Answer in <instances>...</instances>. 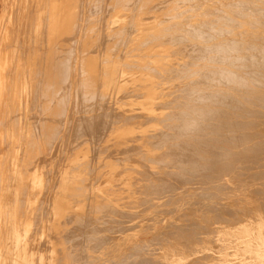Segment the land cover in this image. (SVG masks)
<instances>
[{
  "label": "rangeland",
  "instance_id": "1",
  "mask_svg": "<svg viewBox=\"0 0 264 264\" xmlns=\"http://www.w3.org/2000/svg\"><path fill=\"white\" fill-rule=\"evenodd\" d=\"M76 1H77V3H76ZM85 1L88 3H86ZM97 1L98 0H96V1H94V0H90V1L89 0H82V1L81 0H0V82L3 83V86L0 83V97H1L0 98V105H1L0 106V110H1L0 112L1 113L5 112V113H2L3 115L0 113V196L3 197L6 195L7 201L9 202V205L12 206L11 207L13 209L12 213L14 214V224L12 227L13 233L14 234H19V233L26 234V233H28L29 238L26 237V241L28 242L29 240L32 239L30 244L32 245V247H38L40 251H43L46 248H48V253H49L51 264H81L84 261H86V263L84 262L83 264H113L114 262L115 263L119 262L118 264H122L124 262H125V264H143V263L144 264H264V213H263L264 210L262 211V208L260 207L261 206L260 204L262 202H264V199H263L264 198L263 197L264 191L263 192L261 191V190H264V177L260 178V179L258 177V180H257V177H254V176H259L260 174H262L264 172L261 170V169L264 170V168H259V167L264 166V154H261V153H264V149H263L264 144L261 143L263 146L260 145L259 147H261V149H258L259 148V147H257L259 145V143H258V144H256L257 146L254 145V147L256 146V148H255V149H257L256 151L253 150V153H252V151H251V153L248 152V155H246V157H244V161L247 160L246 161L247 164L242 165L243 167L245 166L243 169L240 165H238V162L235 161L236 157H234V156L232 157V159H226L229 157L222 158L223 161L225 159V162L230 160L228 162L231 163L232 165H234V166H232L230 164L231 165V166L229 165L230 168H228L229 167L228 166L227 169H225L226 167L223 168L224 167L223 164H225V163L222 162V165H221L222 160L220 162L217 160L215 164L216 165L218 164V165L216 167L219 169V171L221 168V171H222V173H219L218 169H214L216 167H215V164H213V162L215 161L213 158L216 157L217 155H220V154H215L216 155L215 156L214 153H216V152L220 153V151H219V149H220V150H222L221 153L225 154V152H224L225 144H221V146H218L217 145L218 143H216L215 147H213L211 145H214L215 142H213V140H210L208 142L209 137H213V135L215 136L214 138H219V137H222V139L228 138V139H226V141H228V140L230 141L229 137L227 136L226 133H225L226 135L223 133L224 130L222 129V127H224V126H222L224 124V123L222 124V122L224 120L226 121V119H224L222 117V115H224L225 113L227 114V113H230V111H231L232 115H229V116H232V117L234 116L233 113H235V112H237V113H235L236 117H237V114L238 115L241 114L242 115L241 117H239V116L237 117V120L241 121V122L238 121L239 123H237V125L240 123L241 124H246V123L250 124L249 123L250 120L255 119L254 115H252L254 117L251 118L252 116H248V115L246 116V113H244L245 111L248 110V109L245 110L246 107L248 108V105H246V107H245V105H244V107L240 106L241 104L239 102H238L239 103L238 104L236 100H232L233 96H231V97L229 96V94L232 93V91L230 89L227 90L228 88L223 84V82H222L223 79L221 80V76L219 75V70H221V68H224L225 65H223L222 63H218V61H219L218 59H215V61H214L213 53L211 50H214L215 48H217L218 45L223 46L225 43L224 42V40H225L226 42L229 43V46L235 45V44L231 45V43L236 42L237 45L235 47L238 48V51H239V46H238L239 44L238 43H242V42L249 43L250 41L252 42L255 40L256 43L255 42L254 43L250 42V43L256 44L259 48H261L262 52L260 50H259V52L255 51V53H254V51L251 52L250 53L251 55L250 54L249 55H250V57H252V56L253 57L249 60V62H251V61H252L251 63H255V62L257 63V61L262 62V60L264 59V51H263L264 50L263 49L264 48V46H263L264 45V41H263L264 38L263 39L261 38L262 36L264 37V24H263L264 23V11H263L264 10V6H263L264 0H260V1L259 0H241V1L240 0H171V1L170 0H147V1L146 0H140V2H139V0H128V1L127 0H116V1L115 0H99L98 2ZM107 1H108V3H107ZM120 1H121V3H119ZM148 1H150V2H148ZM82 2L84 5L82 4ZM235 2L237 4H235ZM242 2L245 4H243ZM232 3H234V4L232 5ZM240 4H243V5L240 6ZM249 4L251 6H248ZM99 5H101V6H99ZM155 5H156V7H155ZM236 5H237V7H236ZM255 5L257 6L256 8H260L259 11L262 9L263 10L261 12H259L257 9H255L256 11H253L252 9L255 8ZM97 6H98V8H97ZM231 6H233V7H231ZM253 6H254V8H252ZM258 6H261V7H258ZM78 7H79V9H78ZM238 7L240 10H238ZM243 7H245V8H243ZM247 7L248 8L250 7V8L248 9ZM236 8H237V10H236ZM231 9H232V11H231ZM244 9H245V11H244ZM233 10H235V12ZM250 10H251V12H250ZM237 11L241 12V14L240 13L235 14ZM179 12H181V13H179ZM230 12H232V14ZM244 12H247V13H244ZM258 12H259V15H258ZM120 13H122V14L125 13V16H123V17L117 16V14H120ZM261 13H263V14L261 15ZM86 15H87V17H86ZM78 16L80 18L83 16L80 19L81 21L79 20ZM227 16H228V19H227ZM240 16H241V18H240ZM229 17H230V21L228 22L226 20H229ZM232 17H234V18H232ZM100 18H101V20H100ZM160 18H161V20H159ZM225 18H226V20H225ZM232 19H233V22H232ZM234 19L237 22L236 21L234 22ZM92 20L93 21L95 20V21L92 22ZM217 20H219L220 22ZM252 20H254L256 22V24L254 22H252ZM214 21H216V23ZM257 21H259V22L257 23ZM260 21L263 23H261ZM158 22H160V23H158ZM243 22H244V24H243ZM204 23H205V25L207 24L208 26H205ZM218 23H219V26H217ZM234 23H236L235 26H234ZM252 23L256 26H257V24H259V25L261 24L263 27L259 26V25H258V27H256V26L253 27ZM189 24H191V25H189ZM200 24L202 27L199 26ZM250 24L252 27H250ZM94 25H95L96 29L94 28ZM192 25H193V27H195L194 29H193ZM72 26H73V28H72ZM83 26H85V27H83ZM136 26L144 28L141 31L142 32L141 35H139L138 37L136 36V29H135ZM215 26H216V28H215ZM218 27L222 29V31H221L222 33L219 32L221 29H219ZM211 28H214V29H211ZM189 30H191V31H189ZM189 32H190V34H189ZM203 32H205L204 35L208 36V39L211 38L209 41H208V39L206 41V39H205L206 37H204ZM212 32H215V33H212ZM218 32L221 34L219 35ZM248 32H250V34ZM170 36H172V37H170ZM251 37L255 38V39H251ZM259 37H260V39H259ZM109 38H111V39H109ZM165 38H167V39H165ZM249 38L251 40H249ZM174 39H175V41H174ZM184 39H185V41H184ZM221 39H223V40H221ZM165 40H167V41H165ZM180 40L182 42H180ZM72 41L74 44L75 43L76 44L75 45L72 44ZM80 42H81V44H80ZM97 42H98V44H97ZM257 42L261 45L259 46V44ZM102 43L105 45L104 46L105 48L102 47L103 46ZM183 43L186 46L183 45ZM79 44H80V46H79ZM190 44H191V46H189ZM83 45L85 47H83ZM181 45H183L182 46L183 48L181 47ZM71 46L72 47L75 46V48H76L75 51L73 50V48ZM212 46H214L215 48L213 47L214 49H212L211 48ZM94 47H96V48H94ZM98 47L100 50L98 49ZM93 48L95 50H93ZM108 49H111L110 50L111 52L107 51ZM170 50H172V52ZM69 51H70V53H71V51H72V53L74 51L75 57H74V54H72V53L68 54ZM209 51H211V52H209ZM146 52L150 53L152 56L151 55L150 56H144L143 53H146ZM194 52H196V53H194ZM201 52H202V54H201ZM159 53H162L163 55L159 56ZM107 55L112 59L114 58V59L119 60L120 62L122 61L120 63V66L118 67V70H117V80H118V82H120V84H118L116 86V91H117L116 98H113L111 95H109L101 87L102 77L104 75H106V70L101 69V65L105 64V67L108 66L107 63H104ZM254 55H255V57H254ZM261 55L263 57H261ZM67 56H68V59L66 58ZM72 56H73V58H72ZM192 57H193V59H192ZM201 57H203V58H201ZM210 57H212L211 59H213V61H211V62L209 61ZM64 59L67 62H65ZM86 59H88L89 61L86 62ZM160 59L163 60V62H161ZM7 60H10V61H7ZM253 60H255V62ZM137 62H139L141 64L140 67H139ZM67 64H68V66H66ZM133 65L135 66V68ZM213 65H214L215 69L210 68V67H213ZM145 66H146V68H145ZM147 66H148V68H147ZM220 66H222V67L220 68ZM64 67L65 68L67 67V68L64 69ZM149 67H151V68L153 67V68L151 69ZM172 67H173V70H172ZM202 67H203V69L204 68H206V69L203 70ZM216 68L218 70V72L216 71L217 73L214 71V70H216ZM84 69H86V70H84ZM210 69H212V71L215 73H212V71L210 73ZM201 71H202V73H201ZM203 71H205V72L208 71L207 73H210L212 76L216 75L217 77H220L219 80H221L223 85L216 78L218 81V84H217L216 79L214 80V78L216 76L213 77V79H212L211 75H210V77H208L209 74H207V73H206V76L208 78H207V83H206V81L204 79V77L206 78V76H205V74H203ZM64 72L68 73V75L70 73V75H69L70 77ZM72 74L74 75V79H73ZM202 74L204 76H203V79L201 80ZM61 75L62 76L64 75L63 77H66L68 79L67 80L68 82L66 80H64V78ZM77 75H78V77H77ZM88 77L92 81L87 79ZM97 77H98V79H97ZM76 78H77V80H76ZM84 78H86L87 81H86V79L84 81ZM140 78L142 80H144V83H142V84L134 83L136 80H138ZM209 78H210V81L212 80L211 83L208 82ZM244 78L246 79L245 80L246 83L251 82L247 78V76H244L243 80H244ZM78 80H79V82H78ZM88 80L91 82L90 84H92V86H94V87H91L93 90L92 89L89 90L90 88H88L86 85L85 86L83 85L85 82H88ZM196 80H198V81H196ZM57 81L59 83H61V81H64V82L66 81V85L63 82L62 83L64 85L59 86V87L53 85V84L57 83ZM80 81H82L84 83L82 84V82H80ZM213 81H215L214 83H216L217 85L213 84ZM74 82H75V88L72 89V87H74ZM77 84H78V86H77ZM80 84L83 85L84 87L81 86ZM205 84L206 85L208 84L207 86L210 85V87H212L211 88L212 90H210V87H209V89H207L206 88L207 86ZM12 85H14V86H12ZM68 85L71 87L70 88L71 90L68 89V92H67L66 90L69 87ZM66 86H68V87H66ZM76 87H78V88L76 89ZM203 87H205V88H203ZM192 88H194V89H192ZM18 89H19V91H18ZM80 89H82V91ZM96 89L98 91H96ZM203 89H206V90H203ZM219 89L222 90V92H219V93L217 92V95L219 94L218 97L221 99L219 100V98L216 97L218 99L215 100L214 98L216 96V90L218 91ZM59 90L62 91L63 94L60 93L61 94L60 95ZM77 90L80 91V94L82 93L83 95H85L83 97L86 98V101L88 100L87 98L90 96V94L93 91V93L90 96V100L92 99L91 102H90V100H88L90 102V103L88 102L89 103L88 107L91 106V109L84 106L85 108H87L89 110V112H88V110H86V112H84L85 109L82 105H83V103H85V104H88V103L86 101H84L82 94L81 95L78 94L79 92ZM85 90H86V92H85ZM208 90H209L208 94L210 93V95L207 94ZM257 90L264 92V87L257 88ZM36 91H38V92H36ZM212 91H214V92H212ZM223 91L225 92V94ZM252 91L255 92V90H252ZM52 92H53V94H52ZM182 92H183V94H182ZM203 92H205L204 93L206 95L205 97L208 100L207 102H206V100L204 101L206 106H208V107H205V106L202 107V103L204 104L203 100L205 98V97L202 98ZM67 93L70 96H68ZM94 93H95V95H96V93L98 94V95H96L97 97H95ZM212 93H215V96H213L214 94L212 95ZM220 94H222L224 96L223 100H222V95L220 96ZM179 95H181L182 97H180ZM227 95L231 98L230 105H232V106H229V107H227V105H229L228 104L229 102L227 101V100H229L228 99L229 97ZM65 96H68L69 98H67ZM198 96H200L202 100L200 99V97L197 98ZM208 96L210 98H212V100H210V98ZM226 96H227V98H225ZM79 98L82 99V100L80 99V101H83V103L77 101V100H79ZM189 98H191V99L188 100ZM192 98H194V100L197 99L201 103H199L198 101L195 102L194 100L192 101ZM104 99H106L105 101L107 103L104 101ZM166 99H168V100L173 99L174 104L172 101H168ZM213 99L217 103H219L221 100H222L221 102H226V101L227 102L222 103V105H221V102H220V104H217L216 102L211 103V101H213ZM72 100H73V102H72ZM181 100H182V102H181ZM217 100H219V102ZM3 101L7 102V103L4 104ZM92 101H93V103H94V101L95 102L97 101L94 104L96 106L97 105H99V106L96 107L94 104H92L93 105V108H92V105H90L92 103ZM177 101H180V102H178L180 104V105L178 104L179 106L176 105ZM183 101H185V103ZM187 101L193 105L192 106H189L190 104L187 105L188 104V103L186 104ZM209 101H210V103H209ZM232 101H233V103H232ZM23 102H24V104H23ZM64 102L65 103L67 102V103L64 104ZM175 102H176V104H175ZM234 102L237 104V106H234V104H235ZM160 103H165V104L162 105ZM170 103H171V105H170ZM195 103H197V105ZM60 104H64L63 106L65 107V105H66V107L64 108ZM105 104L107 105L106 107H105ZM214 104H217V105L214 106ZM110 105H111V108H110ZM181 105L183 106V108ZM184 105H185V107H184ZM211 105H212V107H214L213 111H212L213 108L211 107ZM262 105L264 106V102ZM60 106L62 107V110L64 109L63 110L64 112L62 110H60ZM180 106H181V110H180ZM239 106H240V108L242 107L240 110L237 109V108H239ZM263 106L260 108L261 111L263 110L262 112L257 110L259 113H263V114H261L262 117L260 116V114L259 115L256 114L258 116L256 118L260 119L261 122L263 120V123L259 124L260 127L258 125L255 126L256 123L258 124V121H259L258 119H256L257 121L255 120V122L251 121V122L255 123L252 126H251L252 123L250 124V126H248L246 124L248 127H251V129L246 127V129L247 128L250 129V131L248 129L247 130L251 133L253 131H255L256 128L258 130H260L261 127H262L261 130L264 129V126H263L264 125V118H263L264 117V108H263ZM29 107H32V108H29ZM178 107H179V109H178ZM186 107L188 109H189V107H191V108L193 107L194 109L193 108L192 109L190 108V109H191V111L194 110L193 112L196 113L197 115L201 114L200 112H202V111L206 115L204 116V114H201L199 116V118H197L198 116L197 117L194 116L193 115L194 113L191 112L190 114L193 117L191 115L189 116V113L188 114L185 113L188 110V109H186ZM196 107L197 108L199 107V110L201 107L203 109H201L202 111L201 110L197 111ZM210 107H211V109H210ZM216 107L219 108L218 109L219 111H217V112H220L221 108L226 109L224 112H222L224 109L221 110V112H222V113L220 112L221 115L218 113L220 116L218 114H215L216 117H218L220 119L214 117L213 116L214 113L212 114V112H216V110H217ZM230 107L233 110H231ZM233 107L234 108L236 107L235 109H237V110H234ZM94 108L95 109L99 108L97 112H99V110H101L99 112V114L104 112V110H102V109H106V108L108 109V111L110 109V112L113 110L112 111L113 114L110 117L111 114H109V116H108L107 113H109V112H107V110H105L106 113H102L101 115L104 114L106 116L103 115L104 117H101V115H99V114L97 115V112H95L96 114L93 113V110H95ZM184 108H185V110H184ZM55 109L56 110L58 109L60 112L56 111ZM79 109L80 110L82 109L81 110L82 112H80ZM190 109H189V111H190ZM208 109H210L211 112L208 111L209 112L208 113L207 112ZM168 110H170L171 113H174V114H176L178 112V110H180L181 112L185 111L184 113L186 115L184 113L179 112V113H177L178 116L176 115L177 117L175 116L176 117L175 118L173 116V114H171L170 111H168ZM41 111H42V113H41ZM69 111H74V112H71V114H70ZM90 111H92V112H90ZM117 111H118L119 115H118ZM205 111H206V113H205ZM232 111H233V113H232ZM60 113H62L63 117L61 115L59 116ZM64 113H65V115H64ZM73 113L75 116L73 115ZM115 113H117L118 117L115 116L116 115ZM136 113L139 114V118L136 117V116H138V115H135ZM52 114H54V115H52ZM83 114H85V116ZM88 114H95V115H94V117L91 115L90 116L91 119H90L88 117L89 116ZM226 114L224 116L225 118H226ZM1 115H2V118H1ZM35 115H37V116H35ZM82 115H83V118H85V119L82 118ZM169 115L173 116V117L171 116L172 120L170 119L171 117ZM207 115H208V117L212 118L213 120L209 119L207 117ZM243 115L246 116L248 119H249V117L251 118L249 120V122L247 121L248 119L246 117H244ZM58 116L61 117V119H62V120H60V122L61 121L63 122L62 127H61L62 123H60V125H59ZM77 116H78V118H76ZM180 116H183V117L181 118ZM187 116H189L191 118H189ZM201 116L202 117L204 116L205 119L207 120V122L211 121L210 124H212V126H215V125L217 126V124H215L214 121H216L219 124L222 121V119H224L218 125L219 127L221 125V129L218 127H214V129H215L214 130L211 126H209L210 124L207 123L204 118H203L204 121L202 120ZM100 117H101V119H104L106 121V123H109L110 121H112L113 123L111 124V122H110L109 123V124H111L110 126L105 124V126L103 128V125L105 122L102 121L103 125H102V122H100V121L98 122V120H100L99 119ZM146 117H148V118L150 117L151 119L150 118L148 119ZM178 117H180V118H178ZM185 117H186V120H185ZM232 117H230V119ZM93 118H95V119H93ZM165 118H168V119H165ZM188 118L190 119V121L192 120V122H189L187 120ZM193 118H195L197 121L200 119V121H198L199 123H197L195 121L193 123V120H195ZM215 118L217 120H214ZM261 118H263V119L261 120ZM63 119H64V121H63ZM67 119H69V121ZM78 119H80V121L83 120V122H80ZM155 119H157L158 122ZM164 119H165V121H164ZM227 119H228V116H227ZM234 119H236V118H234ZM244 119L247 122H245ZM42 120H43V122H42ZM87 120H90V122ZM167 120H169L168 123H169L170 127L172 126L174 128L177 124L178 128L176 129V127H175L174 129H176L178 131V129L180 128L179 131L182 130L183 133L180 132V134H179V131L177 133V132H175L176 130L175 131L174 130L172 131V129L169 130L168 126H166V124H168ZM173 120H174V122H172ZM208 120H210V121H208ZM14 121H16V122H14ZM66 121L68 123H66ZM71 121H74L75 123H77L76 126H75V123L71 122ZM184 121H186L185 124L187 123V127H186V125H184ZM201 121L203 123L206 122V124H209L208 127H207V125L205 126L204 131L198 130L197 127H195L197 125L203 124V123H201ZM69 122L73 123V124L70 125ZM163 122H165V123L162 124ZM43 123L45 124L46 127L44 126ZM181 123H182V126H179V125H181ZM172 124H174V126ZM213 124H215V125H213ZM233 124L236 125V123H233ZM98 125H100V127H102V128H100ZM106 125H107V127H106ZM163 125L166 127H164ZM246 125H244V126H246ZM43 126L47 130H44ZM57 126H58V128H57ZM47 127H49V128H47ZM188 127L192 128L193 130L189 129L190 131H187ZM206 127H207V129H206ZM209 127H211V128L209 129ZM252 127L255 130H252ZM93 128L96 130L95 131L96 133L93 132L94 131ZM183 128L184 129L186 128V129L184 130ZM91 129H92V131H91ZM98 129H99V131L101 130V132H99ZM219 129L222 131H220ZM234 129H236L235 126L232 129L233 131L230 132V135L232 133L231 137L234 136L233 133L236 132V130H234ZM242 129L245 132V129L243 127H242ZM76 130L80 131L79 134H81V136L75 135ZM104 130H105V132H104ZM197 130L200 132H204V133L206 131L207 132L210 131L209 134L205 133V136H209V135H211V136H209L208 139L205 140L207 137H205L204 134L201 133V134H203L202 136L204 137L201 139L202 136L200 135V132H197V134H194ZM258 130H256V131H258ZM152 131H153V133H152ZM193 131H195V132L193 133ZM215 131H217V134L219 135V137L214 134ZM248 131H246V133ZM47 132L51 133V134H48ZM155 132L157 134L161 133L162 136L165 133V136H164L165 138L161 136V138H162L161 139V138H159L158 135H156V137H158V138H156L154 136ZM162 132H163V134H162ZM173 132H175V133H173ZM184 132L186 133L187 137H184V136H186ZM249 132H248V134H249ZM33 133H35L36 136ZM222 133L227 137L222 135ZM46 134H47V136H46ZM87 134H89V135H87ZM130 134L135 135L134 138H135L136 142L135 141L134 142L128 141V139L130 140V136H129ZM136 134H137V136H136ZM166 134H168L170 137L167 138L168 135H166ZM193 134L195 135L194 137H196L198 140L193 137ZM262 134H261V136H262ZM84 135H85V137H84ZM228 135H229V133H228ZM51 136L52 137L54 136L53 139ZM142 136L144 138H142ZM149 136H151V137H149ZM191 137H193V139ZM77 138H79V139H77ZM188 138L191 142H189ZM98 139L101 141H99ZM163 139L166 141L164 142ZM186 139L188 141H186ZM255 139H258V138H255ZM255 139H252V142ZM35 140H37V141H35ZM82 140H83V142H82ZM183 140H184V143L182 142ZM195 140L197 142H199V141L200 142L197 143ZM202 140L207 142V143H203ZM263 140H264V135H263ZM179 141H181V143L183 144L181 148H180L181 143ZM56 142H58V143H56ZM65 142H66V144H65ZM90 142H92V143H90ZM98 142H100V143H98ZM192 142H194V144L190 145V144H192ZM195 142L197 143V146H196ZM138 143H139V145H138ZM178 143H180V144H178ZM185 143H187V144H185ZM209 143H210V145H209ZM51 144H53V145L51 146ZM129 144L131 146H132V144L133 145L137 144L139 147L136 145L137 148L132 149L135 146L131 147ZM140 144H142V145H140ZM170 144H171L172 148L169 147ZM172 144H174L175 146H173ZM177 144H178V146L179 145L180 146L177 147ZM203 144H205V145H203ZM166 145L167 146L169 145L168 146L169 149L166 148ZM38 146H40V147H38ZM55 146H57V147H55ZM123 146H124V148H123ZM183 146H185V147H183ZM186 146H190L189 147L190 149L188 147H187V149H189V151H191V154L187 149H184V148H186ZM191 146L192 147L196 146L195 147L196 149L199 146V148H198L199 152H196L195 148L193 149V148H191ZM27 147H29V148H27ZM106 147H109V148H106ZM116 147L117 148L120 147V148H118V150H116L117 149ZM125 147H127V150H125ZM128 147H129V151H128ZM200 147H201V149H200ZM35 148H36V150H34ZM71 148H73V149H71ZM95 148H97V149H95ZM170 148H171V150L173 148H175V149L179 148V150L181 149L184 152L183 155L185 154L186 156L185 155L184 156L187 158L190 155L192 158V153L195 152L193 154V156L195 155L196 158H195V156L193 157V159L189 158L192 161H194L195 159L197 160L199 157H201L203 155L202 154L200 156L201 152H204V155L206 154L207 156H206V159L204 158V156H202L204 158V161H201L200 158H199L200 162H198L199 160L195 161V164L197 163L195 166L196 169H193L194 167H191L192 169H189L188 171L185 170L186 171L185 172L184 171L185 167H184V165H181V164H184L183 162H185L186 158L179 156L181 154H178L177 151H176L177 153H174L175 151L174 152L172 151L173 152L172 153ZM217 148H219V149H217ZM62 149H63V151H62ZM90 149H92V151ZM164 149H165V151H166V149L169 150V152H168V150L166 151V153L168 152L167 155H166V153H164ZM192 149L194 152H192ZM130 150H132V151L130 152ZM176 150H178V149H176ZM185 150H187V151L185 152ZM210 150H212V151H210ZM39 151L41 152V154ZM187 152H189V153H187ZM207 152L208 153L210 152V154H208ZM211 152L214 156L211 154ZM145 153H146V155H145L146 157L148 155H150L147 157V158L150 157L148 159L149 161H147V159H144V158H146L144 156ZM256 153L261 154L260 158H258V155H256ZM18 154H19V156H18ZM38 154H39V156H38ZM177 154H178V156H176ZM187 154H189V155H187ZM253 154L256 156L254 157ZM107 155H110V157ZM209 155L213 156V158L210 157V159H213L214 161L207 159L209 157ZM50 156H52V158ZM104 156H106V157H104ZM220 156H222V155H220ZM248 156L253 157V159L257 157L259 160L258 159L252 160ZM176 157H178V158H176ZM2 158H3V160H2ZM172 158H175V160H177V159H181V160L175 161ZM234 158H235V160H234ZM261 158L263 160H260ZM15 159L17 160L15 169L16 170L18 169V170H17V176L14 180L13 176L11 174H12V170H13L12 163L14 162ZM59 159H60V161H59ZM150 159H151V163H150ZM248 159L251 160L250 163L253 162V164H255L257 169L255 168L254 165L248 164V161H249ZM166 160H168V161H166ZM206 160H208L207 164L205 163ZM94 161H95V163H94ZM210 161H211V163H210ZM232 161L234 162V164ZM152 162H154V163H152ZM201 162L202 163L204 162L205 165L202 164ZM258 162H261L263 165L261 166V163H259L260 164V166H259ZM198 163H200V164H198ZM209 163L211 164L212 168L210 165H209L210 167L208 168ZM229 163H227V165ZM142 164L144 166H141ZM175 164H178V165H175ZM201 164L203 167L205 166L204 168L201 166L203 168V171H202V168L200 167ZM9 165L11 168L8 167ZM21 165H22V167H21ZM49 165L51 166V168ZM179 165H181V166H179ZM246 165H248V166H246ZM182 166L184 167V169L181 168ZM213 166H214V168H213ZM250 166H251V168H249ZM37 167H39L40 169L42 168L41 169L42 175H44L43 176V182H42L41 186H39V187L38 186L31 187L33 184L31 177L33 175L34 169ZM54 167H56V168H54ZM149 167H151V168H149ZM197 167H198V169H197ZM246 167L249 170H247ZM207 168L208 169L211 168V169L206 170ZM212 169H213V171H212ZM258 169H260L261 171ZM154 170H156V171H154ZM214 170H216L215 172L219 173V174H216L217 178H215L216 176H215ZM237 170H239L240 172ZM138 171L141 173H139ZM183 171H184V173H183ZM227 171L229 173H227ZM253 171L254 172L256 171L255 173H258L259 175L255 174ZM175 172H177V173L175 174ZM250 172H251V174H249ZM252 172L254 173L253 175H252ZM3 173L6 175H4ZM1 174L3 175V179H5V180L2 179ZM208 175L210 177L211 176L212 177L215 176V177H214V179L213 178L211 179ZM162 176H163V178H162ZM187 176H189V177H187ZM207 176H208V178H207ZM4 177H7V178H4ZM174 177H176V178H174ZM47 178H48V180H47ZM164 178L167 179L168 181L163 180ZM194 178H197V179L194 180ZM203 178L205 180L209 181L210 183L205 181ZM6 179H8V180L6 181ZM192 179H193V182H192ZM198 179L199 180L201 179V180L197 182ZM209 179H211V181ZM143 180H148V181L154 180L153 183L156 182L157 184L155 183V185H154L152 182H150L151 186H152V184H153V186L152 187L150 186L152 189L148 188L149 189L148 190L147 187L145 188L144 183H143L144 187L143 186L141 187ZM157 180L159 181V183ZM203 180L207 184L204 183ZM250 180H252V181H250ZM165 181H166V183H165ZM224 183H225V185H224ZM16 184H17V186H15ZM46 184H47V186H46ZM108 184H112V190L106 191L107 193L105 192V194L103 193V194H99V195L98 194L96 195V193L95 194L92 193L93 190L99 191L102 187L107 186ZM138 184H140V185H138ZM158 184H159V186H157ZM1 186L3 189L1 188ZM230 186H231V188L233 187L232 190L227 188ZM117 187H119V188H117ZM137 187H138V189H137ZM235 187H237V188H235ZM141 188L146 190V191L142 190ZM153 189L154 190L156 189V190L154 191ZM224 189H226V190L224 191ZM130 190H132V191H130ZM205 190H206V193H208V194L204 193ZM9 191H10V193H9ZM34 191H36V192H34ZM18 192H19V194H18ZM131 192H133V193H131ZM199 192L203 196L201 194L199 195ZM258 192H262V193H258ZM35 193L37 196L34 195ZM43 193H44V195H43L44 197L42 196ZM143 193H144V195H143ZM51 194H53V195H51ZM250 194H253V197ZM254 194H257V195L254 196ZM50 195L53 197H51ZM154 196H155V198H154ZM220 196H221V198H220ZM45 197H46V199H45ZM182 197H183V199H182ZM200 197H201V199H200ZM261 197H262V199H261ZM146 198H147V200H146ZM12 199L14 201H12ZM29 200H31V201H29ZM49 200L51 201V203L49 202ZM172 200H174V201H172ZM195 200H196V202H195ZM231 200L233 202L235 201V203L236 202L237 203L235 204ZM259 200L261 201V203L259 202ZM128 201H129V203H128ZM193 201H194V203H191ZM227 201H228V204H227ZM238 202H240V203H238ZM29 203H30V205H29ZM195 203L202 204L200 208H203V209H199L197 212L192 213V209H189V208L190 207L194 208V206H196V205H194ZM211 203H212V205H211ZM241 203L242 204L244 203V205L241 206L242 205ZM139 204H141V205H139ZM190 204H192V205H190ZM200 204H198V205H200ZM208 204H210L209 208L207 207ZM214 204L216 205V207ZM222 204H223V207L225 206V208H226L228 206L229 208L228 207H227L228 209L224 208L225 210L223 209V212L221 213L222 209H218L217 207L222 206ZM262 204L264 205V203H262ZM77 205H79V206L81 205V207L77 209ZM205 205H207L206 208L204 207ZM255 205H257L258 207ZM0 206H1L0 207V213L2 214L3 206L1 204V202H0ZM246 206L250 207L251 209H249ZM212 207H214V208H212ZM1 208H2V210H1ZM231 208H232V210H231ZM235 208H236V210L239 209L241 212L243 210L244 211H243V213H241L239 210L236 211ZM242 208H243V210H242ZM229 209L232 211L233 214L236 213V214H234L235 216L233 215V217H230L232 215V213ZM215 210L219 213L215 212ZM189 211H191V212H189ZM203 211H206V213H203ZM238 211H239V213H238ZM224 212H225V214H223ZM19 213H20V215H22V214L23 215L20 216ZM1 214H0V216H1ZM105 215H107V217ZM181 215H183V216L180 217ZM206 215L208 218L206 217ZM212 215L214 217H211ZM85 216H86V218H84ZM4 218H6V215L2 216L3 221L1 224V232H0L1 233L0 234L1 239L3 238L2 229L4 228L3 227ZM48 218H51V219H49L50 220V222H49L50 228L48 231H44L43 227L46 226V224H47L46 220ZM82 218H84L85 220L83 221ZM105 218H108V219H105ZM112 218H114V219H112ZM214 218H216V219H214ZM224 218L228 219V221L226 220L227 221L226 222L224 220V222H223L222 219H224ZM239 218H241L242 220L241 219H240L241 221L238 220ZM217 219H218V221H217ZM219 219L222 222L219 221ZM236 219H237V221H236ZM20 220H21V222H20ZM61 221H62V223H61ZM63 221H64V223H63ZM82 221L85 223V224L83 223L84 225L81 224ZM91 221H93V222H91ZM215 221H217V222H215ZM230 221H232V222H230ZM117 222H118V224H117ZM185 223H187V224L185 225ZM189 223H191V224H189ZM172 224L175 225V227H178V229L174 228ZM24 225H27L28 227H30L29 230H27L24 227ZM80 225H81V227H80ZM93 226H94V228L91 229V227H93ZM179 226H181L182 228H185L186 231H184ZM68 228H69V230H68ZM122 228H124V229H122ZM125 228H126V230H125ZM189 228H191L190 230H192L193 228H196L197 230L194 229L193 231H190ZM208 228H210V229H208ZM64 229L65 230L67 229L66 234H65ZM173 230L176 232H174ZM177 230L180 233L179 236L182 234L180 237L182 238L183 241H180L181 238H178L179 236H178ZM187 230L189 232H187ZM199 230L201 233L198 232ZM195 231H197L198 233ZM3 232H4V229H3ZM61 232L64 234H62ZM170 232H173L175 234V236L177 235L178 237L177 236L174 237V234L170 233ZM190 232L196 233V234L194 233L193 235L191 233V236H192L191 239H190ZM45 233H47L48 238H44ZM160 235L162 238L160 237ZM86 236L88 239H86ZM89 236L94 237L95 240H91L93 238L91 237V239H90ZM101 237H103L105 239V240L102 239L103 242H101V239H98ZM184 237L187 239L185 240ZM198 237H200V238H198ZM192 238H194V239H192ZM1 239H0V244L3 243ZM35 239H37V241ZM66 239H69V240H66ZM163 239H165V240H163ZM87 240H88V242H87ZM97 240H99L101 243H99V244L95 243V241H97ZM189 240H194V241H189ZM79 241H80V243H79ZM99 241H97V242H99ZM154 241H155V243H154ZM73 243L75 245H73ZM77 243H78V245H77ZM185 243H187V246ZM94 244H97L98 248H97V246L95 247ZM188 246H190L191 248L190 247L188 248ZM71 252H72V254H71ZM75 252H77V254ZM78 253H80V255ZM126 253L129 254L130 256H127ZM202 254H204V256H202ZM71 256H73V257H71ZM138 259H140V260H138ZM141 259H143V260H141ZM145 259H147V260H145ZM61 261H62V263H61ZM135 262H137V263H135Z\"/></svg>",
  "mask_w": 264,
  "mask_h": 264
},
{
  "label": "bare ground",
  "instance_id": "2",
  "mask_svg": "<svg viewBox=\"0 0 264 264\" xmlns=\"http://www.w3.org/2000/svg\"><path fill=\"white\" fill-rule=\"evenodd\" d=\"M81 1H82V0H81ZM89 1H90V0H89ZM94 1H96V0H94ZM98 1H99V0H98ZM98 1H97V2H98ZM115 1H116V0H115ZM127 1H128V0H127ZM146 1H147V0H146ZM170 1H171V0H170ZM240 1H241V0H240ZM259 1H260V0H259ZM85 2H86V1H85ZM139 2H140V0H139ZM148 2H150V1H148ZM148 2H147V3H148ZM155 2H156V1H155ZM247 2H248V1H247ZM76 3H77V1H76ZM80 3H81V2H80ZM80 3H79V4H80ZM86 3H88V2H86ZM107 3H108V1H107ZM119 3H121V1H120ZM143 3H144V2H143ZM228 3H229V2H228ZM240 3H241V2H240ZM242 3H243V2H242ZM71 4H72V3H71ZM82 4H83V2H82ZM91 4H92V3H91ZM100 4H101V3H100ZM103 4H104V3H103ZM110 4H111V3H110ZM130 4H131V3H130ZM137 4H138V3H137ZM163 4H164V3H163ZM230 4H231V3H230ZM233 4H234V3H232V5H233ZM235 4H237V3L235 2ZM243 4H245V3H243ZM243 4H240V6L243 5ZM246 4H247V3H246ZM250 4H251V3H250ZM250 4H249L248 6H251ZM252 4H253V3H252ZM83 5H84V4H83ZM86 5H87V4H86ZM86 5H85V6H86ZM164 5H165V4H164ZM77 6H78V5H77ZM80 6H81V5H80ZM94 6H95V5H94ZM99 6H101V5H99ZM229 6H230V5H229ZM234 6H235V5H234ZM238 6H239V5H238ZM263 6H264V4H263ZM142 7H143V6H142ZM155 7H156V5H155ZM231 7H233V6H231ZM236 7H237V5H236ZM256 7H257L256 5H255V8H254V6H253L252 8H254V9H252V10H253V11H256L255 9H257V10L259 11L260 8H256ZM258 7H261V6H258ZM97 8H98V6H97ZM99 8H100V7H99ZM112 8H113V7H112ZM128 8H129V7H128ZM243 8H245V7H243ZM247 8H248V7H247ZM247 8H246V9H247ZM249 8H250V7H249ZM249 8H248V9H249ZM78 9H79V7H78ZM87 9H88V8H87ZM101 9H102V8H101ZM215 9H216V8H215ZM233 9H234V8H233ZM261 9H262V8H261ZM188 10H189V9H188ZM217 10H218V9H217ZM219 10H220V9H219ZM221 10H222V9H221ZM236 10H237V8H236ZM238 10H240L239 7H238ZM262 10H263V9H262ZM262 10H260L259 12H261ZM79 11H80V10H79ZM231 11H232V9H231ZM233 11L235 12V10H233ZM244 11H245V9H244ZM246 11H247V10H246ZM263 11H264V10H263ZM77 12H78V11H77ZM107 12H108V11H107ZM109 12H110V11H109ZM219 12H220V11H219ZM250 12H251V10H250ZM250 12H249V13H250ZM259 12H258V15H259ZM95 13H96V12H95ZM179 13H181V12H179ZM230 13L232 14V12H230ZM238 13L241 14V12H239V11H237L235 14H238ZM244 13H247V12H244ZM252 13H253V12H252ZM252 13H251V14H252ZM73 14H74V13H73ZM197 14H198V13H197ZM200 14H201V13H200ZM235 14H234V15H235ZM253 14H254V13H253ZM262 14H263V13H261V15H262ZM83 15H84V14H83ZM131 15H132V14H131ZM190 15H191V14H190ZM224 15H225V14H224ZM226 15H227V14H226ZM246 15H247V14H246ZM261 15H260V16H261ZM117 16H119V17H123V16H125V13H124V14H122V13L117 14ZM187 16H188V15H187ZM221 16H222V15H221ZM232 16H233V15H232ZM75 17H76V16H75ZM78 17H79V16H78ZM82 17H83V16H82ZM82 17H81V18H82ZM86 17H87V15H86ZM225 17H226V16H225ZM245 17H246V16H245ZM254 17H255V16H254ZM254 17H253V18H254ZM81 18L79 17V20H80ZM93 18H94V17H93ZM219 18H220V17H219ZM232 18H234V17H232ZM240 18H241V16H240ZM76 19H77V18H76ZM223 19H224V18H223ZM227 19H228V16H227ZM255 19H256V18H255ZM72 20H73V19H72ZM79 20H78V21H79ZM100 20H101V18H100ZM100 20H99V21H100ZM159 20H161V18H160ZM220 20H221V19H220ZM225 20H226V18H225ZM225 20H224V21H225ZM78 21H77V22H78ZM80 21H81V20H80ZM85 21H86V20H85ZM88 21H89V20H88ZM94 21H95V20H94ZM94 21L92 20V22H94ZM103 21H104V20H103ZM162 21H163V20H162ZM186 21H187V20H186ZM203 21H204V20H203ZM217 21H219V20H217ZM226 21L229 22V21H230V17H229V20H226ZM226 21H225V22H226ZM235 21H236V20L234 19V22H235ZM211 22H212V21H211ZM214 22L216 23V21H214ZM219 22H220V21H219ZM221 22H222V21H221ZM232 22H233V19H232ZM236 22H237V21H236ZM252 22H254V23L256 24V22H255L254 20H252ZM258 22H259V21H257V23H258ZM260 22H261V21H260ZM89 23H90V22H89ZM158 23H160V22H158ZM209 23H210V22H209ZM261 23H263V22H261ZM76 24H77V23H76ZM99 24H100V23H99ZM120 24H121V23H120ZM186 24H187V23H186ZM195 24H196V23H195ZM235 24H236V23H234V26H235ZM240 24H241V23H240ZM240 24H239V25H240ZM243 24H244V22H243ZM243 24H242V25H243ZM246 24H247V23H246ZM248 24H249V23H248ZM252 24H253V23H252ZM263 24H264V23H263ZM174 25H175V24H174ZM189 25H191V24H189ZM189 25H188V26H189ZM204 25H205V23H204ZM211 25H212V24H211ZM222 25H223V24H222ZM242 25H241V26H242ZM258 25H259V24H257V26L253 24V27H254V26L258 27ZM178 26H179V25H178ZM199 26L202 27L201 24H200ZM205 26H208V25L206 24ZM217 26H219V23L217 24ZM237 26H238V25H237ZM241 26H240V27H241ZM247 26H248V25H247ZM259 26H262V25L260 24ZM83 27H85V26H83ZM99 27H100V26H99ZM128 27H129V26H128ZM192 27H193V25H192ZM213 27H214V26H213ZM220 27H221V26H220ZM227 27H228V26H227ZM227 27H226V28H227ZM250 27H252L251 24H250ZM262 27H263V26H262ZM262 27H261V28H262ZM72 28H73V26H72ZM94 28H95V25H94ZM194 28H195V27H193V29H194ZM203 28H204V27H203ZM215 28H216V26H215ZM218 28H219V27H218ZM231 28H232V27H231ZM87 29H88V28H87ZM95 29H96V28H95ZM103 29H104V28H103ZM128 29H129V28H128ZM135 29H136V36L138 37L139 35H141V33H142L141 31H142L144 28L139 27V26H136ZM204 29H205V28H204ZM208 29H209V28H208ZM211 29H214V28H211ZM219 29H221V28H219ZM219 29H218V30H219ZM228 29H229V28H228ZM70 30H71V29H70ZM83 30H84V29H83ZM130 30H131V29H130ZM130 30H129V31H130ZM186 30H187V29H186ZM195 30H196V29H195ZM198 30H199V29H198ZM218 30H217V31H218ZM223 30H224V29H223ZM85 31H86V30H85ZM93 31H94V30H93ZM189 31H191V30H189ZM221 31H222V29H221L219 32H221ZM241 31H242V30H241ZM75 32H76V31H75ZM87 32H88V31H87ZM97 32H98V31H97ZM194 32H195V31H194ZM196 32H197V31H196ZM219 32H218V33H219ZM120 33H121V32H120ZM212 33H215V32H212ZM221 33H222V32H221ZM221 33H219V35H220ZM248 33L250 34V32H248ZM83 34H84V33H83ZM189 34H190V32H189ZM204 34H205V32H203V35H204ZM209 34H210V33H209ZM209 34H208V35H209ZM233 34H234V33H233ZM239 34H240V33H239ZM203 35H202V36H203ZM101 36H102V35H101ZM101 36H100V37H101ZM103 36H104V35H103ZM136 36H135V37H136ZM193 36H194V35H193ZM198 36H199V35H198ZM202 36H201V37H202ZM210 36H211V35H210ZM212 36H213V35H212ZM260 36H261V35H260ZM79 37H80V36H79ZM161 37H162V36H161ZM170 37H172V36H170ZM170 37H169V38H170ZM177 37H178V36H177ZM204 37H206L205 39H206V41H207L208 36L204 35ZM173 38H174V37H173ZM178 38H179V37H178ZM209 38H210V37H209ZM256 38H257V37H256ZM261 38L263 39L264 37L262 36ZM71 39H72V38H71ZM109 39H111V38H109ZM125 39H126V38H125ZM147 39H148V38H147ZM154 39H155V38H154ZM163 39H164V38H163ZM165 39H167V38H165ZM210 39H211V38H210ZM210 39H208V41H209ZM251 39H255V38H252V37H251ZM251 39L249 38V40H251ZM257 39H258V38H257ZM259 39H260V37H259ZM112 40H113V39H112ZM115 40H116V39H115ZM161 40H162V39H161ZM170 40H171V39H170ZM172 40H173V39H172ZM176 40H177V39H176ZM213 40H214V39H213ZM219 40H220V39H219ZM221 40H223V39H221ZM229 40H230V39H229ZM233 40H234V39H233ZM75 41H76V40H75ZM86 41H87V40H86ZM93 41H94V40H93ZM97 41H98V40H97ZM99 41H100V40H99ZM101 41H102V40H101ZM127 41H128V40H127ZM147 41H148V40H147ZM158 41H159V40H158ZM163 41H164V40H163ZM165 41H167V40H165ZM174 41H175V39H174ZM178 41H179V40H178ZM184 41H185V39H184ZM186 41H187V40H186ZM204 41H205V40H204ZM263 41H264V39H263ZM144 42H145V41H144ZM180 42H182V41L180 40ZM224 42H225V43H224L223 46H229V43H228V42H226L225 40H224ZM250 42H251V41H250ZM250 42H249V43H247V42L238 43V44H239V45H238V46H239V51H238V52H239L240 57H242V59H243V63L240 64V65L235 66V70L238 71V75L240 76V80H239V81H236V82H229V81L226 80V79H223V80H222V78H221V80H222L223 84L228 88L227 90L230 89V90L232 91V93L229 94L230 97L233 96V97H232V100H236L237 103L239 102V103L241 104L240 106H243V107H244V105H245V107H246V105H248V108L246 107V109H245V110H247V109H248V110L245 111V110L243 109L245 112H244L243 110H242V111H243L244 113H246V116H247V115H248V116H252V115L255 116V117H254V116L251 117V118H253V117L255 118L254 120H252L250 117H249V119H248L246 116L243 115L244 117H246V118L248 119V120H247L248 122H249V120L251 119L249 123H250V124L252 123V124H251V126H252V125L255 124V123H253V122H255V120L258 119V118H256V117H258L256 114H258V115L260 114L261 117H262L261 114H263V113H259L258 111H261L260 108L263 106L262 104H263V102H264V92H263V91H259V90H257V88L264 87V61H263L264 59L262 60V62H261V61H259V62L257 61V63H256L255 60H253L255 63H251L252 61L249 62V60L253 57V56L250 57V55H251L250 53H251V52H253V51H254V53H255V51H258V52H259V50L262 52L261 48H259L256 44H251L252 42L254 43L255 40L252 41L251 43H250ZM103 43H104V42H103ZM103 43H102V45H103L102 47L105 46V45H104L105 43H104V44H103ZM255 43H256V42H255ZM257 43H258V42H257ZM72 44H74L73 41H72ZM75 44H76V43H75ZM75 44H74V45H75ZM80 44H81V42H80ZM80 44H79V46H80ZM97 44H98V42H97ZM107 44H108V43H107ZM144 44H145V43H144ZM152 44H153V43H152ZM191 44H192V43H191ZM191 44H190L189 46H191ZM233 44H235L234 46L237 45L236 42H235V43H234V42L231 43V45H233ZM258 44H259V43H258ZM85 45H86V44H85ZM183 45H185V44L183 43ZM183 45H181V47H182ZM215 45H216V44H215ZM260 45H261V44H259V46H260ZM68 46H69V45H68ZM79 46H78V47H79ZM95 46H96V45H95ZM100 46H101V45H100ZM156 46H157V45H156ZM185 46H186V45H185ZM192 46H193V45H192ZM216 46H217V45H216ZM219 46L221 47V45H218V47H219ZM238 46H237V47H238ZM263 46H264V45H263ZM71 47H72V46H71ZM83 47H85V46L83 45ZM110 47H111V46H110ZM115 47H116V46H115ZM136 47H137V46H136ZM213 47H214V46H212L211 48L214 49L215 47H214V48H213ZM68 48H69V47H68ZM72 48H73V50L75 51V49H76L75 46H73ZM94 48H96V47H94ZM94 48H93V50H95ZM104 48H105V47H104ZM108 48H109V47H108ZM147 48H148V47H147ZM147 48H146V49H147ZM182 48H183V47H182ZM262 48H263V47H262ZM80 49H81V48H80ZM98 49H99V47H98ZM106 49H107V48H106ZM117 49H118V48H117ZM117 49H116V50H117ZM173 49H174V48H173ZM237 49H238V48H237ZM263 49H264V48H263ZM78 50H79V49H78ZM99 50H100V49H99ZM110 50H111V49H108L107 51L111 52ZM74 51H73V53H72V51H71V53L74 54ZM79 51H80V50H79ZM84 51H85V50H84ZM91 51H92V50H91ZM114 51H115V50H114ZM170 51L172 52V50H170ZM197 51H198V50H197ZM197 51H196V52H197ZM201 51H202V50H201ZM207 51H208V50H207ZM263 51H264V50H263ZM87 52H88V51H87ZM120 52H121V51H120ZM196 52H194V53H196ZM209 52H211V51H209ZM69 53H70V51L68 52V54H69ZM71 53H70V54H71ZM99 53H100V52H99ZM175 53H176V52H175ZM177 53H178V52H177ZM254 53H253V54H254ZM185 54H186V53H185ZM201 54H202V52H201ZM249 54H250V55H249ZM253 54H252V55H253ZM113 55H114V54H113ZM120 55H121V54H120ZM143 55H144V56H150L151 54L148 53V52H146V53H143ZM161 55H163V54H162V53H159V56H161ZM183 55H184V54H183ZM188 55H189V54H188ZM188 55H187V56H188ZM69 56H70V55H69ZM121 56H122V55H121ZM151 56H152V55H151ZM190 56H191V55H190ZM190 56H189V57H190ZM192 56H193V55H192ZM211 56H212V55H211ZM74 57H75V54H74ZM98 57H99V56H98ZM113 57H114V56H113ZM254 57H255V55H254ZM261 57H263V56L261 55ZM66 58L68 59V56H67ZM66 58H65V59H66ZM72 58H73V56H72ZM201 58H203V57H201ZM211 58H212V57H210V59H211ZM213 58H214V56H213ZM248 58H249V59H248ZM65 59H64V61H65ZM69 59H70V58H69ZM192 59H193V57H192ZM207 59H208V58H207ZM210 59H209L210 62L213 61V59H211V60H210ZM255 59H256V58H255ZM260 59H261V58H260ZM160 60H161V59H160ZM7 61H10V60H7ZM69 61H70V60H69ZM88 61H89V60L86 59V62H88ZM214 61H215V58H214ZM65 62H67V61H65ZM65 62H64V63H65ZM74 62H75V61H74ZM121 62H122V61H121ZM121 62H120L119 60H117V59H114V58L112 59V58H110V57L107 55V56H106V60H105L104 63H107L108 66L105 67V64H104V65H101V69H103V70L105 69V70H106V75H104V76L102 77V80H101V87H102V88H103V89H104L109 95H111L113 98H116V94H117L116 86H117L118 84H120V82H118V80H117V70H118V67L120 66V63H121ZM135 62H136V61H135ZM135 62H134V63H135ZM161 62H163V60H161ZM216 62H217V61H216ZM216 62H215V63H216ZM137 63H138V65H139V67H140L141 64H140L139 62H137ZM218 63H221L220 60L218 61ZM184 64H185V63H184ZM72 65H73V64H72ZM98 65H99V64H98ZM166 65H167V64H166ZM209 65H210V64H209ZM16 66H17V65H16ZM16 66H15V67H16ZM66 66H68V64H67ZM77 66H78V65H77ZM130 66H131V65H130ZM133 66H134V65H133ZM171 66H172V65H171ZM210 66H211V65H210ZM69 67H70V66H69ZM127 67H128V66H127ZM173 67H174V66H173ZM173 67H172V70H173ZM218 67H219V66H218ZM221 67H222V66H220V68H221ZM66 68H67V67H66ZM66 68L64 67V69H66ZM134 68H135V66H134ZM136 68H137V67H136ZM145 68H146V66H145ZM147 68H148V66H147ZM149 68H151V67H149ZM152 68H153V67H152ZM152 68H151V69H152ZM154 68H155V67H154ZM210 68L215 69L214 65H213V67H210ZM17 69H18V68H17ZM64 69H63V70H64ZM202 69H203V67H202ZM202 69H201V70H202ZM204 69H206V68H204ZM204 69H203V70H204ZM208 69H209V68H208ZM221 69H222V68H221ZM63 70H62V71H63ZM84 70H86V69H84ZM168 70H169V69H168ZM174 70H175V69H174ZM180 70H181V69H180ZM182 70H183V69H182ZM68 71H69V70H68ZM175 71H176V70H175ZM205 71H206V70H205ZM205 71H203V74H205V76H206V73H207L208 71H207V72H205ZM211 71H212V69H210V73H211ZM214 71H215V72H216V71L218 72L217 68H216V70H214ZM66 72H67V71H66ZM66 72H64V73H66ZM74 72H75V71H74ZM78 72H79V71H78ZM155 72H156V71H155ZM163 72H164V71H163ZM166 72H167V71H166ZM182 72H183V71H182ZM215 72L212 71V73H215ZM217 72H216V73H217ZM219 72H220V70H219ZM72 73H73V72H72ZM158 73H159V72H158ZM168 73H169V72H168ZM176 73H177V72H176ZM176 73H175V74H176ZM184 73H185V72H184ZM201 73H202V71H201ZM210 73H207V74H209L208 77H210V75H211ZM62 74H63V73H62ZM66 74L68 75V73H66ZM66 74H65V75H66ZM151 74H152V73H151ZM155 74H156V73H155ZM203 74L201 75V77H202L201 80L203 79V76H204ZM69 75H70V73H69ZM69 75H68V76H69ZM72 75H73V74H72ZM162 75H163V74H162ZM214 75H215V74H214ZM26 76H27V75H26ZM55 76H56V75H55ZM57 76H58V75H57ZM61 76H62V75H61ZM63 76H64V75H63ZM63 76H62V77H63ZM172 76H173V75H172ZM186 76H187V75H186ZM215 76H216V75H215ZM215 76H212V75H211L212 79H213V77H215ZM244 76H247V78H248L251 82H250V83H246V81H245L246 79L244 78V80H243V77H244ZM69 77H70V76H69ZM69 77H68V78H69ZM77 77H78V75H77ZM86 77H87V76H86ZM89 77H90V76H89ZM89 77H88L87 79H89ZM159 77H160V76H159ZM169 77H170V76H169ZM179 77H180V76H179ZM208 77H207V76H206V78L204 77L206 83H207V78H208ZM63 78H64V80H66V81L68 80L66 77H63ZM80 78H81V77H80ZM216 78L218 79V81L221 82V80H219L220 77H217V76H216V77L214 78V80H215ZM73 79H74V75H73ZM78 79H79V78H78ZM85 79H86V78H84V81H85ZM87 79H86V81H87ZM97 79H98V77H97ZM217 79H216V82H217V84H218ZM76 80H77V78H76ZM89 80H90V79H89ZM89 80H88L89 83H88V82H85L86 84H85L84 82H82V81H80V82H82V84L84 83L83 85H84V86L86 85L88 88H90L89 90H91V89H92L91 87H94V86H92V84H90V83H91L90 81H92V80H90V81H89ZM190 80H191V79H190ZM66 81H65V82H64V81H61V83H59V82L57 81V83H55V84H53V85H55V86H57V87L64 85L63 83H65V85H66ZM72 81H73V80H72ZM74 81H75V80H74ZM196 81H198V80H196ZM62 82H63V83H62ZM67 82H68V81H67ZM75 82H76V81H75ZM75 82H74V87H72V89L75 88ZM78 82H79V80H78ZM202 82H203V81H202ZM208 82L211 83L212 80L210 81V78H209V81H208ZM214 82H215V81H213V84L217 85V84L214 83ZM220 82H219V83H220ZM222 82H221V84H222ZM247 82H248V81H247ZM0 83H1V82H0ZM22 83H23V82H22ZM70 83H71V82H70ZM70 83H69V84H70ZM76 83H77V82H76ZM92 83H93V82H92ZM97 83H98V82H97ZM134 83H140V84H142V83H144V80H142V79L140 78V79L136 80ZM197 83H198V82H197ZM1 84H2V86H3V83H1ZM14 84H15V83H14ZM45 84H46V83H45ZM78 84H79V83H78ZM78 84H77V86H78ZM95 84H96V83H95ZM223 84H222V85H223ZM18 85H19V84H18ZM24 85H25V84H24ZM70 85H71V84H70ZM80 85H81V84H80ZM83 85H81V86H83ZM205 85H206V84H205ZM207 85H208V84H207ZM207 85H206V86H207ZM219 85H220V84H219ZM7 86H8V85H7ZM12 86H14V85H12ZM68 86H69V85H68ZM68 86H66V87H68ZM84 86H83V87H84ZM98 86H99V85H98ZM141 86H142V85H141ZM187 87H188V86H187ZM209 87H210V85L207 86L206 88L209 89ZM226 87H225V88H226ZM70 88H71V87L69 86V87L67 88L66 91L68 92V89H70ZM77 88H78V87H76V89H77ZM81 88H82V87H81ZM183 88H184V87H183ZM203 88H205V87H203ZM211 88H212V87H210V90H212ZM37 89H38V88H37ZM180 89H181V88H180ZM192 89H194V88H192ZM192 89H191V90H192ZM61 90H62V89H61ZM70 90H71V89H70ZM80 90L82 91V89H80ZM86 90H87V89H86ZM86 90H85V92H86ZM89 90H88V91H89ZM92 90H93V89H92ZM177 90H178V89H177ZM177 90H176V91H177ZM203 90H206V89H203ZM214 90H215V89H214ZM224 90H225V89H224ZM252 90H255V92L252 91ZM18 91H19V89H18ZM62 91H63V90H62ZM62 91L59 90V94H60V93L63 94ZM77 91H78V90H77ZM96 91H98V90L96 89ZM197 91H198V90H197ZM36 92H38V91H36ZM49 92H50V91H49ZM63 92H64V91H63ZM74 92H75V91H74ZM78 92H79V93H78ZM78 92H77V93L80 94V91H78ZM89 92H90V91H89ZM89 92H88V93H89ZM94 92H95V91H94ZM179 92H180V91H179ZM188 92H189V91H188ZM198 92H199V91H198ZM205 92H206V91H205ZM205 92L202 93V94H203L202 98L206 96V95L204 94ZM208 92H209V90L207 91V94H208ZM210 92H211V91H210ZM212 92H214V91H212ZM217 92H218V93H219V92H222V90H220V89H219L218 91L216 90V96H215V93H212V95L214 94L213 96H215V98H214L215 100L219 98V97H218L219 94L217 95ZM223 92H224V91H223ZM34 93H35V92H34ZM64 93H65V92H64ZM92 93H93V91H92ZM92 93H91V94H92ZM52 94H53V92H52ZM61 94H60V95H61ZM69 94H70V93H69ZM72 94H73V93H72ZM81 94H82V93H81ZM81 94H80V95H81ZM91 94H90V96H91ZM166 94H167V93H166ZM182 94H183V92H182ZM182 94H181V95H182ZM224 94H225V92H224ZM18 95H19V94H18ZM64 95H65V94H64ZM67 95H68V93H67ZM94 95H95V93H94ZM96 95H98V94L96 93ZM96 95H95V97H97ZM181 95H179V96L182 97ZM208 95H210V93H209ZM221 95H222V94H220V96H221ZM57 96H58V95H57ZM68 96H70V95H68ZM68 96H65V97L69 98ZM73 96H74V95H73ZM83 96H85V95L82 94V97H83ZM87 96H88V95H87ZM87 96H86V97H87ZM90 96L87 98L88 100H90ZM101 96H102V95H101ZM179 96H178V97H179ZM227 96H228V95H227ZM227 96H226L225 98H227ZM229 96H228V97H229ZM78 97H79V96H78ZM82 97H81V98H82ZM98 97H99V96H98ZM104 97H105V96H104ZM189 97H190V96H189ZM199 97H200V96H198L197 98H199ZM208 97H209V96H208ZM208 97H207V98H208ZM216 97H218V98H216ZM223 97H224V96L222 95V100H223ZM230 97L228 98L230 101L227 100V101L229 102V103H228L229 105L226 104L227 107L232 106V105H230V102H231V98H230ZM0 98H1V97H0ZM34 98H35V97H34ZM81 98H79V100H77V101L83 103V101H80ZM83 98H84V97H83ZM83 98H82V99H83ZM121 98H122V97H121ZM184 98H185V97H184ZM209 98H210V97H209ZM225 98H224V99H225ZM30 99H31V98H30ZM39 99H40V98H39ZM74 99H75V98H74ZM82 99H81V100H82ZM185 99H186V98H185ZM190 99H191V98H189L188 100H190ZM200 99H201V97H200ZM214 99H213V101H211V103L216 102ZM220 99H221V98H219V100H220ZM57 100H58V99H57ZM60 100H61V99H60ZM67 100H68V99H67ZM88 100L86 101V98H84V101H86L87 103L89 102ZM91 100H92V99H91ZM91 100H90V102H91ZM105 100H106V99H104V101H105ZM166 100H168V99H166ZM193 100H194V98H192V101H193ZM201 100H202V99H201ZM205 100H206V102L208 101V100L206 99V97L204 98L203 102H204ZM210 100H212V98H210ZM219 100H217V101L219 102ZM222 100H221V101H222ZM53 101H54V100H53ZM61 101H62V100H61ZM61 101H60V102H61ZM77 101H76V102H77ZM168 101H172V102H173V99H172V100H168ZM194 101L196 102V101H198V100L196 99V100H194ZM221 101H220V102H221ZM225 101H226V100H225ZM227 101H226V102H227ZM3 102H4V101H3ZM58 102H59V101H58ZM58 102H57V103H58ZM72 102H73V100H72ZM79 102H78V103H79ZM90 102H89V103H90ZM96 102H97V101H96ZM96 102L94 101V103H96ZM105 102H106V101H105ZM105 102H104V103H105ZM165 102H166V101H165ZM178 102H180V101H177V104H176V102H175V104L178 105V104H179ZM181 102H182V100H181ZM183 102L185 103V101H183ZM198 102L201 103L200 101H198ZM220 102H219V103L216 102V103H217V104H220ZM226 102H221V105H222V103H226ZM6 103H7V102H4V104H6ZM36 103H37V102H36ZM51 103H52V102H51ZM66 103H67V102H66ZM66 103L64 102V104H66ZM89 103H88V104L83 103L82 106H83V107H84V106H85V107H88ZM94 103H93V101H92V103H91L90 105H92V104H94ZM104 103H103V104H104ZM106 103H107V102H106ZM167 103H168V102H167ZM184 103H183V104H184ZM187 103H188V104H187ZM209 103H210V101H209ZM232 103H233V101H232ZM234 103H235V102H234ZM239 103H238V104H239ZM2 104H3V103H2ZM4 104H3V105H4ZM23 104H24V102H23ZM64 104H60V105L63 106ZM68 104H69V103H68ZM72 104H73V103H72ZM79 104H80V103H79ZM98 104H99V103H98ZM160 104L163 105V104H165V103H160ZM160 104H159V105H160ZM168 104H169V103H168ZM173 104H174V102H173ZM181 104H182V103H181ZM186 104L189 105L190 103L187 101ZM195 104L197 105V103H195ZM217 104H214V106L217 105ZM55 105H56V104H55ZM58 105H59V104H58ZM76 105H77V104H76ZM94 105H95V104H94ZM100 105H101V104H100ZM166 105H167V104H166ZM170 105H171V103H170ZM179 105H180V104H179ZM179 105H178V106H179ZM192 105H193V104H190L189 106H192ZM200 105H201V104H200ZM207 105H208V104H207ZM212 105H213V104H212ZM212 105H211V107H212ZM0 106H1V105H0ZM77 106H78V105H77ZM95 106H96V105H95ZM95 106H94V107H95ZM98 106H99V105H97L96 107H98ZM101 106H102V105H101ZM101 106H100V107H101ZM106 106H107V105L105 104V107H106ZM181 106H182V105H181ZM181 106H180V110H181ZM204 106H205V107H208V106H206L205 102H204V104L202 103V107H204ZM224 106H225V105H224ZM234 106H237V104L235 103ZM240 106H239V108H237V109L240 110V109L242 108V107L240 108ZM3 107H4V106H3ZM3 107H2V108H3ZM56 107H57V106H56ZM63 107H64V106H63ZM65 107H66V105H65ZM65 107H64V108H65ZM72 107H73V106H72ZM85 107H84V109H85L84 112H86V110H88V109L85 108ZM157 107H158V106H157ZM163 107H164V106H163ZM174 107H175V106H174ZM184 107H185V105H184ZM202 107L200 108V110L203 109ZM211 107H210V109H211ZM225 107H226V106H225ZM29 108H32V107H29ZM69 108H70V107H69ZM78 108H79V107H78ZM81 108H82V107H81ZM88 108L91 109V106H89ZM92 108H93V105H92ZM101 108H102V107H101ZM108 108H109V107H108ZM110 108H111V105H110ZM169 108H170V107H169ZM182 108H183V106H182ZM190 108H191V107H189V109H190ZM192 108H193V107H192ZM192 108H191V109H192ZM196 108H197V107H196ZM196 108H195V109H196ZM212 108H213V109H212V111H213V110H214V107H212ZM230 108H231V107H230ZM233 108H234V107H233ZM235 108H236V107H235ZM235 108H234V110H237V109H235ZM258 108H259L260 110H259ZM263 108H264V106H263ZM58 109H59V108H58ZM58 109H57V110L55 109V110H56V111H59ZM70 109H71V108H70ZM72 109H73V108H72ZM94 109H95V108H94ZM98 109H99V108H98ZM98 109H95L96 111L93 110V113L97 112ZM178 109H179V107H178ZM186 109H188V108L186 107ZM189 109H188L186 112H185V111H182V112H181L180 110H178L177 113H179V112H180V113H184V112H185L186 114L189 113V116H190V115H191L190 113L193 112L194 110L191 111V109H190V111H189ZM193 109H194V108H193ZM205 109H206V108H205ZM205 109H204V110H205ZM210 109H208L207 112H208V111L211 112ZM216 109H217L216 112L219 111V110H218L219 108L216 107ZM223 109H224V108H223ZM223 109L221 108V110H223ZM2 110H3V109H2ZM39 110H40V109H39ZM39 110H38V111H39ZM60 110H62V107H61V106H60ZM63 110H64V109H63ZM63 110H62V111H63ZM81 110H82V109H81ZM81 110L79 109L80 112H82ZM102 110H104V112H102V113H106L105 110H107V112H109V113H107V115L109 116V114H111L110 117H111L112 114H113V112H112L113 110L111 111L112 113L110 112V109H109V111H108L107 108H106V109H102ZM184 110H185V108H184ZM196 110L198 111V110H199V107H198ZM200 110H199V111H200ZM221 110H220V112H221ZM225 110H226V109H224L222 112H224ZM231 110H233V109L231 108ZM257 110H258V111H257ZM0 111H1V110H0ZM22 111H23V110H22ZM43 111H44V110H43ZM53 111H54V110H53ZM56 111H55V112H56ZM76 111H77V110H76ZM100 111H101V110H99V112H100ZM168 111H170V110H168ZM201 111H202V110H201ZM262 111H263V110H262ZM262 111H261V112H262ZM31 112H32V111H31ZM55 112H54V113H55ZM59 112H60V111H59ZM63 112H64V111H63ZM71 112H74V111H69L70 114H71ZM84 112H83V113H84ZM88 112H89V110H88ZM90 112H92V111H90ZM99 112H97V115L99 114ZM115 112H116V111H115ZM174 112H175V111H174ZM209 112H208V113H209ZM216 112H212V114L214 113V115H213L214 117H216L215 114H218V113H219V114L221 115V113H222V112H221V113H220V112H217V113H216ZM256 112H257V113H256ZM0 113H1V112H0ZM2 113H5V112H2ZM2 113H1V114H2ZM41 113H42V111H41ZM47 113H48V112H47ZM50 113H51V112H50ZM102 113H101V114H102ZM117 113H118V111H117ZM117 113H115L116 115H115V114H114V115L118 117L119 113H118V115H117ZM170 113H171V111H170ZM175 113H176V112H175ZM177 113H176V114L171 113V114H173V116L175 117L176 115L178 116ZM185 113H184V114H185ZM193 113H194V112H193ZM193 113H192V114H193ZM197 113H198V112H197ZM200 113H201V114H204L203 111L200 112ZM205 113H206V111H205ZM208 113H207V114H208ZM232 113H233V111H232ZM235 113H237V112H235ZM235 113H233V114H234L233 117L236 118V119H234L232 116H229V115H232V114H231V111H230V113H227V114L225 113V114H226V118L224 117L225 114L222 115V117H223L224 119H226V121H225L224 119H222V121L224 120L225 122H224V121H223V122L221 121L222 124L224 123V124L222 125V126H224V127H222V129H223L224 131L226 130L225 132L223 131V133H224V134H225V133L227 134V136L229 137L230 141H229V140L226 141V139H228V138H226V139H225V138L222 139V137H219V135L217 134V131H215V133H214V132H213V133H214L216 136H218L220 139H219V138H214V137H215L214 135H213V137H209V136H211V135H209V136H205V133L209 134L210 131H208V132L206 131L205 133H204V132H200V131H198V130H201V131L203 130V131H204V130H205V129H204L205 126L207 125V127H208V125L211 123L210 120H208V121H210V122H207V120L205 119L204 116H205L206 114H204V116H203V117L201 116V117H202V120H203V118H204L205 121H206L207 123H209V124H206V122L203 123V122L201 121V123H203V124H200V125L195 126V127H197L198 130H197L196 132L193 131V133L195 132L194 134H197V132H200V135H201V136L204 134V136L207 137L205 140H207L208 137H209L208 142H209L210 140H213V142H215L214 145H211V146H213V147H215L216 143H218V144H217L218 146H221V144H225V148H224V152H225V154H222V153H221L222 150H220L219 148H217V149H219L220 153L216 152V153H214V155H215V154H220V155H222V156H220V155H217V156H216V155H215L216 157L213 158L214 155H213L212 152H211V154H212L213 156H210V155H209V157L207 158V159H210V157H212V158L215 160V161H214L213 159H210V160H213V161H214L213 164H215L217 160H218L219 162L222 160V161H221V165H222V162L225 163V164L227 165V163H229L228 161H230V160H228V161L225 162V159H224V161H223L222 158H224V157H225V158H226V157H229V158H226V159H232V157L234 156V157H236V160H235V158H234V160H235L236 162H238V165H240V166L242 167V169H243L245 166L243 167L242 165H243V164H244V165L247 164V162H246L247 160L244 161V157H246V155H248V152L251 153V151H252V153H253V150L256 151V150H257V149H255L256 146H257L256 144L259 143V145H258L257 147H259L260 145L264 144V140H263V135H264V132H263V131H264V129L261 130L262 127H261L260 130H258V129L256 128V130H258V131H256V130L253 129V127H252V130H255V131H253L252 133L249 132L250 129H251V127H248V126H250V124L246 123L248 126H247L246 124H241V123L237 125V123L241 122V121L237 120V117H238V116L241 117L242 115L239 113L240 115L237 114V117H236V114H235ZM241 113H242V112H241ZM95 114H96V113H95ZM95 114H88L89 116H88V115H87V116L90 118L91 115L94 117ZM101 114H99V115H101ZM166 114H167V113H166ZM186 114H185V115H186ZM195 114H196V113H194L193 115L196 116V117L198 116L197 118H199V116L201 115V114H199V113H198L199 115H197V114L195 115ZM219 114H218V115H219ZM2 115H3V114H2ZM2 115H1V118H2ZM32 115H33V114H32ZM52 115H54V114H52ZM60 115L63 117L62 113H60L59 116H60ZM64 115H65V113H64ZM73 115H74V113H73ZM73 115H72V116H73ZM83 115L85 116V114H83ZM83 115H82V118H83ZM103 115H104V114H103ZM103 115H101V117L106 116V115H104V116H103ZM135 115H138V116H136V117L139 118V114H138V113H136ZM135 115H134V116H135ZM140 115H141V114H140ZM167 115H168V114H167ZM167 115H166V116H167ZM182 115H183V114H182ZM185 115H184V116H185ZM220 115H219V116H220ZM35 116H37V115H35ZM59 116H58V118H59V125H60V123H62V125H61V127H62V126H63V122H62V121L60 122V120H62V119H61V117H59ZM74 116H75V115H74ZM141 116H142V115H141ZM141 116H140V117H141ZM166 116H165V117H166ZM169 116H170V115H169ZM171 116H172V115H171ZM171 116H170V117H171ZM173 116H172V117H173ZM177 116H176V117H177ZM189 116H187V117H189ZM191 116H192V115H191ZM227 116H228V119H227ZM14 117H15V116H14ZM96 117H97V116H96ZM101 117L99 118L100 120H98V122H99V121H100V122H102V121L105 122L104 125H103V122H102L103 128H104L105 124H107V125L110 126V125L113 123L112 121H110L111 124H109L110 122H109V123H106V121H105L104 119H101ZM113 117H114V116H113ZM131 117H132V116H131ZM157 117H158V116H157ZM160 117H161V116H160ZM163 117H164V116H163ZM172 117L170 118L171 120H172ZM176 117H175V118H176ZM180 117L182 118L183 116H180ZM180 117H178V118H180ZM192 117H193V116H192ZM196 117H195V118H196ZM207 117H208V115H207ZM230 117H232L233 119H232V118L230 119ZM23 118H24V117H23ZM28 118H29V117H28ZM45 118H46V117H45ZM69 118H70V117H69ZM76 118H78V116H77ZM76 118H75V119H76ZM119 118H120V117H119ZM144 118H145V117H144ZM146 118H148V117H146ZM149 118H150V117H149ZM149 118H148V119H149ZM153 118H154V117H153ZM153 118H152V119H153ZM161 118H162V117H161ZM178 118H177V119H178ZM189 118H191V117H189ZM189 118H188L187 120H188L189 122H192V120L190 121ZM195 118H193V119H195ZM208 118L211 119V120H213V119L210 118V117H208ZM216 118H218V117H216ZM216 118H215L214 120H217ZM242 118H243V117H242ZM263 118H264V117H263ZM263 118H261V120H262ZM50 119H51V118H50ZM54 119H55V118H54ZM64 119H65V118H64ZM64 119H63V121H64ZM71 119H72V118H71ZM71 119H70V120H71ZM83 119H85V118H83ZM87 119H88V118H87ZM90 119H91V118H90ZM93 119H95V118H93ZM97 119H98V118H97ZM97 119H96V120H97ZM126 119H127V118H126ZM132 119H133V118H132ZM132 119H131V120H132ZM148 119H147V120H148ZM150 119H151V118H150ZM165 119H168V118H165ZM165 119H164V121H165ZM170 119H169V120H170ZM177 119H176V120H177ZM218 119H220V118H218ZM13 120H14V119H13ZM23 120H24V119H23ZM67 120L69 121V119H67ZM76 120H77V119H76ZM76 120H75V121H76ZM78 120L80 121V119H78ZM145 120H146V119H145ZM155 120H157V119H155ZM161 120H162V119H161ZM169 120H167V123L169 122ZM185 120H186V117H185ZM232 120H233V121H232ZM240 120H241V119H240ZM244 120H245V119H244ZM258 120L260 121V119H258ZM31 121H32V120H31ZM79 121H78V122H79ZM85 121H86V120H85ZM87 121L90 122V120H87ZM91 121H92V120H91ZM125 121H126V120H125ZM150 121H151V120H150ZM178 121H179V120H178ZM181 121H182V120H181ZM194 121L197 122V123H199L198 121H200V119H199L198 121H197L196 119L193 120V123H194ZM203 121H204V120H203ZM238 121H239V122H238ZM242 121H243V120H242ZM247 121L245 120V122H247ZM251 121H253V122H251ZM256 121H257V120H256ZM259 121H258V124H257V123L255 124V126H257V125L259 126L260 123H261V124L263 123V120H262V122H261V121L259 122ZM14 122H16V121H14ZM42 122H43V120H42ZM44 122H45V121H44ZM48 122H49V121H48ZM51 122H52V121H51ZM71 122H74V121H71ZM76 122H77V121H76ZM80 122H83V120H81ZM96 122H97V121H96ZM96 122H95V123H96ZM107 122H108V121H107ZM157 122H158V120H157ZM172 122H174V120H173ZM182 122H183V121H182ZM185 122H186V121H184V125H186V127H187V123L185 124ZM189 122H188V123H189ZM214 122H215V124H217V126H216L215 124H213V125H215V126H212V124H210L209 126H211L213 129H214V127H218V128L221 129V125H220V127L218 126L221 122L219 121V122H220L219 124H218L216 121H214ZM245 122H244V123H245ZM17 123H18V122H17ZM66 123H68V122L66 121ZM74 123H75V122H74ZM87 123H88V122H87ZM91 123H92V122H91ZM141 123H142V122H141ZM143 123H144V122H143ZM164 123H165V122H163L162 124H164ZM177 123H178V122H177ZM193 123H192V124H193ZM197 123H196V124H197ZM233 123H236V125H234ZM13 124H14V123H13ZM43 124H44V123H43ZM47 124H48V123H47ZM47 124H46V125H47ZM49 124H50V123H49ZM69 124L71 125V124H73V123H70V122H69ZM76 124H77V123H75V126H76ZM170 124H171V123H170ZM174 124H175V123H174ZM174 124H172V125L174 126ZM192 124H191V125H192ZM96 125H97V124H96ZM100 125H101V124H100ZM100 125H98V126L100 127ZM107 125H106V127H107ZM188 125H189V124H188ZM233 125H234L235 128H236V129H234V130H236V132H234V133H235V134L233 133L234 136L231 137L232 133H231V135H230V132L233 131V130H232V129L234 128ZM244 125H246V126H244ZM13 126H14V125H13ZM44 126H45V124H44ZM44 126H43V127H44ZM72 126H73V125H72ZM79 126H80V125H79ZM81 126H82V125H81ZM163 126H164V125H163ZM166 126H168V129H169V130L172 129V131H173V130L175 131V130L178 128L177 124H176V126H175L176 129H174L175 127L173 128L172 126H171V127H172V128H171V127L169 126V123L166 124ZM166 126H164V127H166ZM179 126H182V123H181V125H179ZM263 126H264V125H263ZM40 127H41V126H40ZM45 127H46V126H45ZM45 127H44V130H47ZM66 127H67V126H66ZM66 127H65V128H66ZM68 127H69V126H68ZM70 127H71V126H70ZM73 127H74V126H73ZM77 127H78V126H77ZM91 127H92V126H91ZM106 127H105V128H106ZM207 127H206V129H207ZM211 127H209V129H210ZM232 127H233V128H232ZM242 127L245 129V132H244V130L242 129ZM246 127L250 128V129L247 128L249 131L246 129ZM259 127H260V126H259ZM9 128H10V127H9ZM18 128H19V127H18ZM47 128H49V127H47ZM57 128H58V126H57ZM74 128H75V127H74ZM100 128H102V127H100ZM100 128H99V129H100ZM42 129H43V128H42ZM93 129H94V128H93ZM96 129H97V128H96ZM99 129H98V131H99ZM166 129H167V128H166ZM179 129H180V128H179ZM179 129H178V131H179ZM183 129H184V128H183ZM185 129H186V128H185ZM185 129H184V130H185ZM189 129H192V128H189V127H188V128H187V131H190ZM220 129H219V130H220ZM16 130H17V129H16ZM52 130H53V129H52ZM77 130H78V129H77ZM77 130L75 131V135H80V136H81V134H79L80 131H77ZM106 130H107V129H106ZM160 130H161V129H160ZM192 130H193V129H192ZM192 130H191V131H192ZM214 130H215V129H214ZM214 130H213V131H214ZM216 130H217V129H216ZM252 130H251V131H252ZM13 131H14V130H13ZM66 131H67V130H66ZM91 131H92V129H91ZM95 131H96V130L94 129L93 132H95ZM163 131H164V130H163ZM178 131L176 130L175 132L178 133ZM211 131H212V130H211ZM220 131H222V130H220ZM220 131H219V132H220ZM246 131H248L249 134H248V132L246 133ZM58 132H59V131H58ZM83 132H84V131H83ZM99 132H101V130H100ZM104 132H105V130H104ZM107 132H108V131H107ZM169 132H170V131H169ZM175 132H173V133H175ZM180 132L183 133L182 130L179 131V134H180ZM47 133H48V132H47ZM84 133H85V132H84ZM95 133H96V132H95ZM152 133H153V131H152ZM173 133H172V134H173ZM184 133H185V132H184ZM188 133H189V132H188ZM188 133H187V134H188ZM191 133H192V132H191ZM201 133H203V134H201ZM223 133H222V135H224ZM228 133H229L230 136L228 135ZM262 133H263V134H262ZM33 134L35 135V133H33ZM39 134H40V133H39ZM48 134H51V133H48ZM52 134H53V133H52ZM68 134H69V133H68ZM71 134H72V133H71ZM106 134H107V133H106ZM137 134H138V133H137ZM137 134H136V136H137ZM159 134H160V135H159ZM162 134H163V132H162ZM168 134H169V133H168ZM168 134H166V135H168ZM194 134H193V137L195 136ZM226 134H225V135H226ZM261 134H262V136H261ZM4 135H5V134H4ZM13 135H14V134H13ZM58 135H59V134H58ZM87 135H89V134H87ZM87 135H86V136H87ZM102 135H103V134H102ZM152 135H153V134H152ZM156 135H158L159 138H161V136H162L161 133H158V134H157V133L155 132V135H154V136L156 137ZM169 135H170V134H169ZM169 135L167 136V138L170 137ZM173 135H174V134H173ZM185 135H186V133H185ZM200 135H199V136H200ZM225 135H224V136H225ZM35 136H36V135H35ZM46 136H47V134H46ZM65 136H66V135H65ZM68 136H69V135H68ZM129 136H130V140L128 139V141L134 142V141H135V138H134L135 135L130 134ZM147 136H148V135H147ZM164 136H165V133H164V135H163L162 137H164ZM171 136H172V135H171ZM201 136H200V137H201ZM227 136H225V137H227ZM51 137H52V136H51ZM53 137H54V136H53ZM53 137H52V139H53ZM76 137H77V136H76ZM84 137H85V135H84ZM149 137H151V136H149ZM184 137H187V135L184 136ZM188 137H189V136H188ZM193 137H191V138L193 139ZM230 137H231V138H230ZM91 138H92V137H91ZM142 138H144V137L142 136ZM152 138H153V137H152ZM152 138H151V139H152ZM156 138H158V137H156ZM164 138H165V137H164ZM167 138H166V139H167ZM182 138H183V137H182ZM194 138L197 139L196 137H194ZM202 138H204V137L202 136L201 139H202ZM255 138H258V139H255ZM4 139H5V138H4ZM77 139H79V138H77ZM86 139H87V138H86ZM88 139H89V138H88ZM96 139H97V138H96ZM96 139H95V140H96ZM126 139H127V138H126ZM146 139H147V138H146ZM146 139H145V140H146ZM161 139H162V138H161ZM161 139H160V140H161ZM178 139H179V138H178ZM180 139H181V138H180ZM201 139H200V140H201ZM231 139H232V140H231ZM252 139H255V140H253L254 143L252 142ZM28 140H29V139H28ZM31 140H32V139H31ZM57 140H58V139H57ZM89 140H90V139H89ZM98 140H99V139H98ZM143 140H144V139H143ZM188 140H189V138H188ZM188 140L186 139V141H188ZM197 140H198V139H197ZM203 140H204V139H203ZM203 140H202V141H203ZM35 141H37V140H35ZM35 141H34V142H35ZM49 141H50V140H49ZM52 141H53V140H52ZM99 141H101V140H99ZM146 141H147V140H146ZM163 141L165 142L166 140L163 139ZM172 141H173V140H172ZM195 141H196V140H195ZM202 141H201V142H202ZM28 142H29V141H28ZM82 142H83V140H82ZM95 142H96V141H95ZM135 142H136V141H135ZM143 142H144V141H143ZM155 142H156V141H155ZM179 142L181 143V141H179ZM182 142L184 143V140H183ZM189 142H191V141L189 140ZM196 142H197V141H196ZM196 142H195V143H196ZM199 142H200V141H199ZM199 142H197V143H199ZM50 143H51V142H50ZM56 143H58V142H56ZM69 143H70V142H69ZM73 143H74V142H73ZM77 143H78V142H77ZM90 143H92V142H90ZM98 143H100V142H98ZM116 143H117V142H116ZM119 143H120V142H119ZM123 143H124V142H123ZM144 143H145V142H144ZM171 143H172V142H171ZM173 143H174V142H173ZM180 143H178V144H180ZM197 143H196V146H197ZM203 143H207V142L203 141ZM261 143H262V144H261ZM48 144H49V143H48ZM65 144H66V142H65ZM70 144H71V143H70ZM133 144H134V143H133ZM133 144H132V146H135V147H133L132 149H134V148L136 149L137 146L139 145V143H138V145L136 144L137 146H136V145H133ZM159 144H160V143H159ZM178 144H177V147L180 146V145L178 146ZM185 144H187V143H185ZM188 144H189V143H188ZM193 144H194V142H192V144H190V145H193ZM3 145H4V144H3ZM52 145H53V144H51V146H52ZM74 145H75V144H74ZM78 145H79V144H78ZM78 145H77V146H78ZM109 145H110V144H109ZM112 145H113V144H112ZM120 145H121V144H120ZM129 145H130V144H129ZM140 145H142V144H140ZM172 145L175 146L174 144H172ZM182 145H183V144L181 143L180 148L182 147ZM199 145H200V144H199ZM203 145H205V144H203ZM206 145H207V144H206ZM209 145H210V143H209ZM254 145H256V146L254 147ZM12 146H13V145H12ZM29 146H30V145H29ZM34 146H35V145H34ZM47 146H48V145H47ZM130 146H131V145H130ZM132 146H131V147H132ZM144 146H145V145H144ZM158 146H159V145H158ZM168 146H169V145H168ZM168 146L166 145V148H168ZM196 146H195V147H196ZM222 146H223V145H222ZM262 146H263V145H262ZM38 147H40V146H38ZM55 147H57V146H55ZM70 147H71V146H70ZM93 147H94V146H93ZM102 147H103V146H102ZM104 147H105V146H104ZM114 147H115V146H114ZM120 147H121V146H120ZM120 147H118V148H120ZM138 147H139V146H138ZM169 147H171V144H170ZM183 147H185V146H183ZM187 147L189 148L190 146H186V148H184V149H187ZM195 147H194V146H193V147L191 146V148H193V149H194ZM27 148H29V147H27ZM51 148H52V147H51ZM74 148H75V147H74ZM106 148H109V147H106ZM116 148H117V147H116ZM118 148H117L116 150H118ZM123 148H124V146H123ZM151 148H152V147H151ZM159 148H160V147H159ZM171 148H172V147H171ZM171 148H170V150H171ZM198 148H199V146L197 147V149L195 148L196 152H199V151H198V150H199ZM48 149H49V148H48ZM55 149H56V148H55ZM71 149H73V148H71ZM95 149H97V148H95ZM113 149H114V148H113ZM168 149H169V148H168ZM168 149H166V151H167ZM174 149H175V148H173V149L171 150V152H172V151H173V152L175 151L174 153H177V152H178V154H181V155H179V156H181V157H185V156H186L185 154H184L185 156L183 155L184 152H183L181 149L179 150V148H176V149H178L179 151L176 150V149L174 150ZM189 149H190V148H189ZM189 149H187V150L189 151ZM193 149H192V152H194ZM200 149H201V147H200ZM202 149H203V148H202ZM258 149H261V147H259ZM263 149H264V147H263ZM9 150H10V149H9ZM34 150H36V148H35ZM90 150L92 151V149H90ZM125 150H127V147H125ZM187 150H185V152H186ZM27 151H28V150H27ZM49 151H50V150H49ZM56 151H57V150H56ZM62 151H63V149H62ZM103 151H104V150H103ZM105 151H106V150H105ZM107 151H108V150H107ZM128 151H129V147H128ZM131 151H132V150H130V152H131ZM136 151H137V150H136ZM166 151H165V149H164V153H166ZM176 151H177V152H176ZM180 151H181L182 153H181ZM201 151H202V150H201ZM201 151H200V152H201ZM210 151H212V150H210ZM28 152H29V151H28ZM30 152H31V151H30ZM39 152H40V151H39ZM50 152H51V151H50ZM94 152H95V151H94ZM130 152H129V153H130ZM133 152H134V151H133ZM146 152H147V151H146ZM168 152H169V150H168ZM168 152L166 153V155L168 154ZM171 152H170V153H171ZM173 152H172V153H173ZM189 152H190V154H191V151H189ZM189 152H187V153H189ZM260 152H261V151H260ZM260 152H259V153H260ZM13 153H14V152H13ZM15 153H16V152H15ZM70 153H71V152H70ZM107 153H108V152H107ZM109 153H110V152H109ZM160 153H161V152H160ZM194 153H195V152H194ZM194 153H192V158H191V155H190L188 158L185 157L186 160H185V162H183L184 164H181V165H184V167H185V169H184L183 166L181 167V168L184 169V171H185V170L188 171L189 169H192L191 167H194L193 169H196L195 166H196L197 163L195 164V161H198L199 158L201 159V161H204V158L206 159V156H207V155H206V154L204 155V152H201V153H200V156L203 154L202 156H204V158H203L202 156H201V157L198 156L199 158L196 160V159H195L196 156L194 155V156H195V158H194L195 160H194V161L190 160L189 158L193 159V157H194L193 154H194ZM207 153H208V152H207ZM29 154H30V153H29ZM40 154H41V152H40ZM49 154H50V153H49ZM113 154H114V153H113ZM117 154H118V153H117ZM119 154H120V153H119ZM178 154H177L176 156H178ZM198 154H199V153H198ZM208 154H210V152H209ZM261 154H264V153H261ZM261 154H257V153H256V155H258V158H260V155H261ZM8 155H9V154H8ZM47 155H48V154H47ZM133 155H134V154H133ZM145 155H146V153L144 154V156H145ZM182 155H183V156H182ZM187 155H189V154H187ZM224 155H225V156H224ZM256 155L253 154L254 157H255ZM14 156H15V155H14ZM14 156H13V157H14ZM18 156H19V154H18ZM34 156H35V155H34ZM38 156H39V154H38ZM63 156H64V155H63ZM92 156H93V155H92ZM107 156L110 157V155H107ZM134 156H135V155H134ZM148 156H150V155H148ZM148 156H147V157H148ZM262 156H263V155H262ZM15 157H16V156H15ZM50 157L52 158V156H50ZM104 157H106V156H104ZM145 157H146V156H145ZM147 157L144 158V159H147V161H149L148 159H149L150 157H149V158H147ZM165 157H166V156H165ZM181 157H180V158H181ZM230 157H231V158H230ZM248 157H249V156H248ZM248 157H247V158H248ZM34 158H35V157H34ZM44 158H45V157H44ZM48 158H49V157H48ZM58 158H59V157H58ZM58 158H57V159H58ZM61 158H62V157H61ZM64 158H65V157H64ZM116 158H117V157H116ZM176 158H178V157H176ZM202 158H203V159H202ZM249 158L252 159V160H255V159L257 160V159H258L257 157L254 158V159H253V157H249ZM16 159H17V158H16ZM16 159H15V160H16ZM49 159H50V158H49ZM49 159H48V160H49ZM113 159H114V158H113ZM126 159H127V158H126ZM166 159H167V158H166ZM169 159H170V158H169ZM169 159H168V160H169ZM172 159L175 160V158H172ZM172 159H171V160H172ZM245 159H246V158H245ZM2 160H3V158H2ZM15 160H14V162L12 163L13 170H12V174H11V175L13 176V179H14V180H15V178H16V176H17V170H18V169H17V170L15 169L16 162H17V160H16V161H15ZM55 160H56V159H55ZM90 160H91V159H90ZM168 160H166V161H168ZM177 160H181V159H177ZM177 160H175V161H177ZM248 160H249V159H248ZM258 160H259V159H258ZM260 160H263V159L261 158ZM35 161H36V160H35ZM57 161H58V160H57ZM59 161H60V159H59ZM100 161H101V160H100ZM206 161H207V162H206ZM206 161H205V163L207 164V163H208V160H206ZM250 161H251V160L248 161V164H251V165H254V166H255V164H253V162L250 163ZM19 162H20V161H19ZM156 162H157V161H156ZM163 162H164V161H163ZM169 162H170V161H169ZM198 162H200V160H199ZM232 162H233V161H232ZM245 162H246V163H245ZM36 163H37V162H36ZM46 163H47V162H46ZM94 163H95V161H94ZM142 163H143V162H142ZM150 163H151V159H150ZM152 163H154V162H152ZM173 163H174V162H173ZM201 163H202V162H201ZM210 163H211V161H210ZM210 163L208 164V168L211 166ZM217 163H218V162H217ZM254 163H255V162H254ZM259 163H261V162H258V165L260 166ZM53 164H54V163H53ZM198 164H200V163H198ZM202 164H204V162H203ZM202 164L200 165V167L202 166ZM213 164H212V165H213ZM219 164H220V163H219ZM225 164H223L224 167H223V166H222V167H223V168L226 167L225 169H227V167H228L231 163H229L227 166H226ZM233 164H234V162H233ZM236 164H237V163H236ZM10 165H11V164H10ZM10 165H9L8 167H10ZM30 165H31V164H30ZM39 165H40V164H39ZM46 165H47V164H46ZM85 165H86V164H85ZM93 165H94V164H93ZM132 165H133V164H132ZM175 165H178V164H175ZM175 165H174V166H175ZM181 165H179V166H181ZM204 165H205V164H204ZM209 165H210V166H209ZM217 165H218V164H217ZM217 165L215 164V167H216ZM221 165H220V166H221ZM231 165H232V164H231ZM231 165H230V166H231ZM256 165H257V164H256ZM262 165H263V164L261 163V166H262ZM24 166H25V165H24ZM49 166H50V165H49ZM97 166H98V165H97ZM141 166H144V165L142 164ZM230 166H229L228 168H230ZM232 166H234V165H232ZM246 166H248V165H246ZM21 167H22V165H21ZM94 167H95V166H94ZM130 167H131V166H130ZM202 167H203V166H202ZM202 167H201V168H202ZM204 167H205V166H204ZM204 167H203V168H204ZM241 167H240V168H241ZM10 168H11V167H10ZM50 168H51V166H50ZM54 168H56V167H54ZM76 168H77V167H76ZM90 168H91V167H90ZM149 168H151V167H149ZM174 168H175V167H174ZM181 168H180V169H181ZM201 168H200V169H201ZM203 168H202V171H203ZM208 168H207L206 170H210V169L212 168V166H211L210 169H208ZM213 168H214V166H213ZM223 168H222V169H223ZM233 168H234V167H233ZM236 168H237V167H236ZM249 168H251V166H250ZM252 168H253V167H252ZM255 168L257 169L256 166H255ZM259 168H264V166H263V167H259ZM41 169H42V168H41ZM41 169H40L39 167H37V168L34 169V171H33V175H32V177H31V180H32V183H33L31 187H34V186H38V187H39V186H41V184H42V182H43V176H44V175H42V170H41ZM197 169H198V167H197ZM214 169H218V168L216 167V168H214ZM231 169H232V168H231ZM246 169L249 170L247 167H246ZM246 169H245V170H246ZM29 170H30V169H29ZM57 170H58V169H57ZM122 170H123V169H122ZM229 170H230V169H229ZM254 170H255V169H254ZM258 170H260V169H258ZM261 170L264 171L263 169H261ZM261 170H260V171H261ZM8 171H9V170H8ZM49 171H50V170H49ZM54 171H55V170H54ZM135 171H136V170H135ZM154 171H156V170H154ZM181 171H182V170H181ZM184 171H183V173H184ZM191 171H192V170H191ZM200 171H201V170H200ZM212 171H213V169H212ZM215 171H216V170H214V172H215ZM220 171H221V168H220ZM220 171H219V169H218V172H219V173H222V171H221V172H220ZM225 171H226V170H225ZM225 171H224V172H225ZM237 171H239V170H237ZM242 171H243V170H242ZM250 171H251V170H250ZM256 171H257V170H256ZM256 171H255V172H256ZM6 172H7V171H6ZM50 172H51V171H50ZM138 172H139V171H138ZM164 172H165V171H164ZM185 172H186V171H185ZM239 172H240V171H239ZM253 172H254V171H253ZM253 172H252V175L255 173V172H254V173H253ZM257 172H258V171H257ZM27 173H28V172H27ZM45 173H46V172H45ZM139 173H141V172H139ZM166 173H167V172H166ZM176 173H177V172H175V174H176ZM198 173H199V172H198ZM210 173H211V172H210ZM219 173L215 172V176H216V177H215V176H213V177L211 176V177H210L209 175H208V176H209L211 179H212V178L214 179V177L217 178V175H216V174H219ZM227 173H229V172L227 171ZM234 173H235V172H234ZM260 173H261V172H260ZM3 174H4V173H3ZM7 174H8V173H7ZM23 174H24V173H23ZM164 174H165V173H164ZM171 174H172V173H171ZM213 174H214V173H213ZM244 174H245V173H244ZM249 174H251V172H250ZM255 174L259 175L258 173H255ZM262 174H263V175H262ZM262 174H260L259 176H254V177H257V180H258V177H259V179L264 177V172H263ZM1 175H2V174H1ZM4 175H6V174H4ZM138 175H139V174H138ZM173 175H174V174H173ZM177 175H178V174H177ZM189 175H190V174H189ZM199 175H200V174H199ZM12 176H11V177H12ZM48 176H49V175H48ZM89 176H90V175H89ZM141 176H142V175H141ZM190 176H191V175H190ZM208 176H207V178H208ZM261 176H262V177H261ZM7 177H8V176H7ZM7 177H4V178H7ZM137 177H138V176H137ZM170 177H171V176H170ZM177 177H178V176H177ZM184 177H185V176H184ZM187 177H189V176H187ZM193 177H194V176H193ZM201 177H202V176H201ZM204 177H205V176H204ZM221 177H222V176H221ZM235 177H236V176H235ZM145 178H146V177H145ZM152 178H153V177H152ZM160 178H161V177H160ZM162 178H163V176H162ZM174 178H176V177H174ZM197 178H198V177H197ZM197 178H194V180L197 179ZM199 178H200V177H199ZM205 178H206V177H205ZM249 178H250V177H249ZM2 179H3V175H2ZM10 179H11V178H10ZM49 179H50V178H49ZM178 179H179V178H178ZM178 179H177V180H178ZM203 179H204V178H203ZM211 179H209V180L211 181ZM250 179H251V178H250ZM254 179H255V178H254ZM3 180H5V179H3ZM7 180H8V179H6V181H7ZM47 180H48V178H47ZM104 180H105V179H104ZM135 180H136V179H135ZM148 180H149V179H148ZM148 180H143L141 187L145 184V188L147 187V189H148V188L150 189V188L153 186V184L155 185L156 182L153 183V181H154L155 179L152 180V181H148ZM163 180H167V179L164 178ZM163 180H162V181H163ZM174 180H175V179H174ZM187 180H188V179H187ZM200 180H201V179H200ZM200 180L198 179L197 182L200 181ZM204 180H205V179H204ZM204 180H203V182H204ZM236 180H237V179H236ZM248 180H249V179H248ZM17 181H18V180H17ZM157 181H158V180H157ZM160 181H161V180H160ZM167 181H168V180H167ZM205 181H207V180H205ZM237 181H238V180H237ZM239 181H240V180H239ZM250 181H252V180H250ZM11 182H12V181H11ZM18 182H19V181H18ZM18 182H17V183H18ZM44 182H45V181H44ZM110 182H111V181H110ZM137 182H138V181H137ZM150 182L153 183L152 186H151ZM187 182H188V181H187ZM192 182H193V179H192ZM207 182H209V181H207ZM135 183H136V182H135ZM143 183H144V184H143ZM158 183H159V181H158ZM165 183H166V181H165ZM204 183H206V182H204ZM209 183H210V182H209ZM247 183H248V182H247ZM256 183H257V182H256ZM260 183H261V182H260ZM7 184H8V183H7ZM156 184H157V183H156ZM206 184H207V183H206ZM1 185H2V184H1ZM114 185H115V184H114ZM138 185H140V184H138ZM169 185H170V184H169ZM169 185H168V186H169ZM171 185H172V184H171ZM220 185H221V184H220ZM224 185H225V183H224ZM227 185H228V184H227ZM2 186H3V185H2ZM2 186H1V188H2ZM7 186H8V185H7ZM13 186H14V185H13ZM15 186H17V184H16ZM46 186H47V184H46ZM150 186H151V187H150ZM157 186H159V184H158ZM162 186H163V185H162ZM177 186H178V185H177ZM4 187H5V186H4ZM44 187H45V186H44ZM44 187H43V188H44ZM143 187H144V186H143ZM165 187H166V186H165ZM257 187H258V186H257ZM46 188H47V187H46ZM57 188H58V187H57ZM117 188H119V187H117ZM117 188H116V189H117ZM124 188H125V187H124ZM156 188H157V187H156ZM159 188H160V187H159ZM167 188H168V187H167ZM167 188H166V189H167ZM227 188H229L230 190H232L233 187L231 188V186H230V187H227ZM235 188H237V187H235ZM2 189H3V188H2ZM13 189H14V188H13ZM116 189H115V190H116ZM137 189H138V187H137ZM141 189H142V188H141ZM149 189H148V190H149ZM151 189H152V188H151ZM157 189H158V188H157ZM213 189H214V188H213ZM4 190H5V189H4ZM8 190H9V189H8ZM10 190H11V189H10ZM61 190H62V189H61ZM108 190H112V184H108L107 186L102 187L99 191H97V190H93L92 193H94V194L96 193V195H97V194H98V195H99V194H103V193L105 194V192L108 191ZM113 190H114V189H113ZM128 190H129V189H128ZM133 190H134V189H133ZM142 190H144V189H142ZM148 190H147V191H148ZM153 190H154V189H153ZM155 190H156V189H155ZM155 190H154V191H155ZM225 190H226V189H224V191H225ZM13 191H14V190H13ZM27 191H28V190H27ZM123 191H124V190H123ZM126 191H127V190H126ZM126 191H125V192H126ZM130 191H132V190H130ZM135 191H136V190H135ZM144 191H146V190H144ZM144 191H143V192H144ZM182 191H183V190H182ZM261 191L263 192L264 190H261ZM5 192H6V191H5ZM34 192H36V191H34ZM191 192H192V191H191ZM207 192H208V191H207ZM210 192H211V191H210ZM210 192H209V193H210ZM214 192H215V191H214ZM217 192H218V191H217ZM250 192H251V191H250ZM252 192H253V191H252ZM262 192H258V193H262ZM9 193H10V191H9ZM12 193H13V192H12ZM20 193H21V192H20ZM22 193H23V192H22ZM37 193H38V192H37ZM44 193H45V192H44ZM44 193L42 194V196L44 195ZM46 193H47V192H46ZM60 193H61V192H60ZM106 193H107V192H106ZM127 193H128V192H127ZM131 193H133V192H131ZM136 193H137V192H136ZM159 193H160V192H159ZM204 193H206V190H205ZM215 193H216V192H215ZM244 193H245V192H244ZM253 193H254V192H253ZM258 193H257V194H258ZM263 193H264V192H263ZM3 194H4V193H3ZM18 194H19V192H18ZM27 194H28V193H27ZM157 194H158V193H157ZM200 194H201V193L199 192V195H200ZM206 194H208V193H206ZM216 194H217V193H216ZM257 194H254V196L257 195ZM22 195H23V194H22ZM34 195H36V193H35ZM40 195H41V194H40ZM51 195H53V194H51ZM51 195H50V196H51ZM143 195H144V193H143ZM169 195H170V194H169ZM185 195H186V194H185ZM189 195H190V194H189ZM201 195H202V194H201ZM209 195H210V194H209ZM217 195H218V194H217ZM217 195H216V196H217ZM250 195H252V197H253V194H250ZM36 196H37V195H36ZM202 196H203V195H202ZM211 196H212V195H211ZM259 196H260V195H259ZM259 196H258V197H259ZM21 197H22V196H21ZM43 197H44V196H43ZM51 197H53V196H51ZM100 197H101V196H100ZM159 197H160V196H159ZM197 197H198V196H197ZM208 197H209V196H208ZM263 197H264V196H263ZM12 198H13V197H12ZM18 198H19V197H18ZM24 198H25V197H24ZM32 198H33V197H32ZM41 198H42V197H41ZM93 198H94V197H93ZM121 198H122V197H121ZM154 198H155V196H154ZM167 198H168V197H167ZM177 198H178V197H177ZM212 198H213V197H212ZM220 198H221V196H220ZM243 198H244V197H243ZM250 198H251V197H250ZM259 198H260V197H259ZM22 199H23V198H22ZM42 199H43V198H42ZM45 199H46V197H45ZM94 199H95V198H94ZM182 199H183V197H182ZM196 199H197V198H196ZM200 199H201V197H200ZM200 199H199V200H200ZM216 199H217V198H216ZM236 199H237V198H236ZM261 199H262V197H261ZM263 199H264V198H263ZM139 200H140V199H139ZM146 200H147V198H146ZM168 200H169V199H168ZM234 200H235V199H234ZM257 200H258V199H257ZM12 201H14V200L12 199ZM15 201H16V200H15ZM24 201H25V200H24ZM29 201H31V200H29ZM39 201H40V200H39ZM42 201H43V200H42ZM137 201H138V200H137ZM150 201H151V200H150ZM166 201H167V200H166ZM172 201H174V200H172ZM231 201H232V200H231ZM236 201H237V200H236ZM255 201H256V200H255ZM0 202H1L2 206H3V210H2V208H1V210H2V214L0 213V214H1V216H0V232H1V224H2V221H3V220H2V216L6 215V218H4V222H3V227H4L3 229H4V232H3V229H2L3 238H2V239L0 238V239L2 240V242H3V243L1 242L2 244H0V264H51V263H50L49 253H48V248H46V249L43 250V251H40L38 247H32V245L30 244V242H31L32 239L29 240L28 242L26 241V237H28V233H26V234L19 233V232H18L19 234H14V233H13V231H12V227H13V224H14V214L12 213V211H13V209L11 208L12 206L9 205V202L7 201V197H6V195L3 196V197L0 196ZM49 202L51 203L50 200H49ZM138 202H139V201H138ZM144 202H145V201H144ZM176 202H177V201H176ZM195 202H196V200H195ZM197 202H198V201H197ZM215 202H216V201H215ZM215 202H214V203H215ZM232 202H233V201H232ZM259 202L261 203L260 200H259ZM19 203H20V202H19ZM24 203H25V202H24ZM41 203H42V202H41ZM124 203H125V202H124ZM128 203H129V201H128ZM149 203H150V202H149ZM167 203H168V202H167ZM171 203H172V202H171ZM191 203H194V201L191 202ZM200 203H201V202H200ZM200 203H195L194 205H196V206H194V208H191V207L189 208V209H192V213H193V212H197L199 209H203V208H200L201 205H202V204H200ZM217 203H218V202H217ZM233 203H235V201H234ZM236 203H237V202H236ZM236 203H235V204H236ZM238 203H240V202H238ZM250 203H251V202H250ZM262 203H264V202H262ZM262 203L260 204V205H261L260 207L262 208V211H263V210H264V205H263ZM12 204H13V203H12ZM21 204H22V203H21ZM81 204H82V203H81ZM156 204H157V203H156ZM169 204H170V203H169ZM198 204H200V205H198ZM218 204H219V203H218ZM220 204H221V203H220ZM225 204H226V203H225ZM227 204H228V201H227ZM235 204H234V205H235ZM241 204H242V203H241ZM29 205H30V203H29ZM39 205H40V204H39ZM49 205H50V204H49ZM135 205H136V204H135ZM139 205H141V204H139ZM190 205H192V204H190ZM211 205H212V203H211ZM214 205H215V204H214ZM214 205H213V206H214ZM232 205H233V204H232ZM243 205H244V203H243L241 206H243ZM258 205H259V204H258ZM37 206H38V205H37ZM206 206H207V205H205L204 207L206 208ZM209 206H210V204H208L207 207L209 208ZM255 206H257V205H255ZM0 207H1V206H0ZM21 207H22V206H21ZM31 207H32V206H31ZM57 207H58V206H57ZM80 207H81V205H80V206L77 205V209L80 208ZM107 207H108V206H107ZM215 207H216V205H215ZM219 207H220V208H219ZM219 207H217V208H218V209H222V211H221V213H222V212H223V209L225 208V206L223 207V204H222V206H219ZM222 207H223V208H222ZM227 207H228V206H227ZM227 207H226V208H227ZM237 207H238V206H237ZM246 207H248V206H246ZM257 207H258V206H257ZM260 207H259V208H260ZM33 208H34V207H33ZM98 208H99V207H98ZM147 208H148V207H147ZM169 208H170V207H169ZM187 208H188V207H187ZM212 208H214V207H212ZM226 208H225V209H226ZM228 208H229V207H228ZM228 208H227V209H228ZM248 208L251 209L250 207H248ZM17 209H18V208H17ZM21 209H22V208H21ZM35 209H36V208H35ZM173 209H174V208H173ZM215 209H216V208H215ZM225 209H224V210H225ZM116 210H117V209H116ZM143 210H144V209H143ZM165 210H166V209H165ZM170 210H171V209H170ZM216 210H217V209H216ZM216 210H215V212H217ZM229 210H230V209H229ZM231 210H232V208H231ZM231 210H230V211H231ZM235 210H236V208H235ZM237 210H239V209H237ZM237 210H236V211H237ZM242 210H243V208H242ZM258 210H259V209H258ZM260 210H261V209H260ZM51 211H52V210H51ZM51 211H50V212H51ZM91 211H92V210H91ZM104 211H105V210H104ZM113 211H114V210H113ZM208 211H209V210H208ZM219 211H220V210H219ZM230 211H229V212H230ZM239 211H240V210H239ZM239 211H238V213H239ZM243 211H244V210H243ZM243 211H242V212L240 211V212L243 213ZM36 212H37V211H36ZM80 212H81V211H80ZM89 212H90V211H89ZM92 212H93V211H92ZM105 212H106V211H105ZM124 212H125V211H124ZM159 212H160V211H159ZM162 212H163V211H162ZM169 212H170V211H169ZM189 212H191V211H189ZM211 212H212V211H211ZM213 212H214V211H213ZM225 212H226V211H225ZM225 212H224L223 214H225ZM229 212H228V213H229ZM234 212H235V211H234ZM42 213H43V212H42ZM45 213H46V212H45ZM72 213H73V212H72ZM75 213H76V212H75ZM121 213H122V212H121ZM183 213H184V212H183ZM201 213H202V212H201ZM203 213H206V211H203ZM217 213H219V212H217ZM231 213H232V211H231ZM263 213H264V212H263ZM17 214H18V213H17ZM73 214H74V213H73ZM123 214H124V213H123ZM180 214H181V213H180ZM186 214H187V213H186ZM215 214H216V213H215ZM229 214H230V213H229ZM234 214H236V213H234ZM234 214L232 213V215H231L230 217H233ZM19 215H20V213H19ZM22 215H23V214H22ZM22 215H20V216H22ZM37 215H38V214H37ZM39 215H40V214H39ZM74 215H75V214H74ZM102 215H103V214H102ZM138 215H139V214H138ZM178 215H179V214H178ZM183 215H184V214H183ZM183 215H181L180 217H182ZM213 215H214V214H213ZM213 215H212L211 217H214ZM216 215H217V214H216ZM221 215H222V214H221ZM226 215H227V214H226ZM244 215H245V214H244ZM16 216H17V215H16ZM80 216H81V215H80ZM105 216L107 217V215H105ZM116 216H117V215H116ZM133 216H134V215H133ZM200 216H201V215H200ZM222 216H223V215H222ZM234 216H235V215H234ZM17 217H18V216H17ZM87 217H88V216H87ZM206 217H207V215H206ZM211 217H210V218H211ZM215 217H216V216H215ZM220 217H221V216H220ZM37 218H38V217H37ZM84 218H86V216H85ZM84 218H82L83 221L85 220ZM101 218H102V217H101ZM186 218H187V217H186ZM207 218H208V217H207ZM217 218H218V217H217ZM18 219H19V218H18ZM31 219H32V218H31ZM49 219H51V218H48V219L46 220V221H47V224H46V226L43 227V230H44V231H48L49 228H50V224H49L50 220H49ZM79 219H80V218H79ZM94 219H95V218H94ZM105 219H108V218H105ZM112 219H114V218H112ZM180 219H181V218H180ZM184 219H185V218H184ZM187 219H188V218H187ZM203 219H204V218H203ZM214 219H216V218H214ZM240 219H241V218H239L238 220H240ZM87 220H88V219H87ZM100 220H101V219H100ZM123 220H124V219H123ZM185 220H186V219H185ZM222 220H223V222H224V220H225V221H226V220L228 221V219H225V218L222 219ZM229 220H230V219H229ZM241 220H242V219H241ZM241 220H240V221H241ZM17 221H18V220H17ZM79 221H80V220H79ZM83 221H82V223H81V222H80V223L83 224V223H84ZM117 221H118V220H117ZM191 221H192V220H191ZM217 221H218V219H217ZM217 221H215V222H217ZM219 221H221V220L219 219ZM227 221H226V222H227ZM236 221H237V219H236ZM20 222H21V220H20ZM66 222H67V221H66ZM91 222H93V221H91ZM125 222H126V221H125ZM221 222H222V221H221ZM221 222H220V223H221ZM226 222H225V223H226ZM230 222H232V221H230ZM61 223H62V221H61ZM63 223H64V221H63ZM78 223H79V222H78ZM101 223H102V222H101ZM105 223H106V222H105ZM111 223H112V222H111ZM114 223H115V222H114ZM209 223H210V222H209ZM84 224H85V223H84ZM84 224H83V225H84ZM90 224H91V223H90ZM117 224H118V222H117ZM183 224H184V223H183ZM186 224H187V223H185V225H186ZM189 224H191V223H189ZM212 224H213V223H212ZM75 225H76V224H75ZM106 225H107V224H106ZM172 225H173V224H172ZM199 225H200V224H199ZM199 225H198V226H199ZM14 226H15V225H14ZM21 226H22V225H21ZM170 226H171V225H170ZM201 226H202V225H201ZM24 227H25L27 230H29V228H30V227H28L27 225H24ZM80 227H81V225H80ZM82 227H83V226H82ZM85 227H86V226H85ZM85 227H84V228H85ZM116 227H117V226H116ZM119 227H120V226H119ZM173 227L178 229V227H175V225H173ZM173 227H172V228H173ZM179 227L182 228L181 226H179ZM202 227H203V226H202ZM206 227H207V226H206ZM214 227H215V226H214ZM93 228H94V226L91 227V229H93ZM108 228H109V227H108ZM108 228H107V229H108ZM130 228H131V227H130ZM21 229H22V228H21ZM91 229H90V230H91ZM103 229H104V228H103ZM110 229H111V228H110ZM122 229H124V228H122ZM182 229H183L184 231H186L185 228H182ZM190 229H191V228H189V230H190ZM194 229L197 230L196 228H193V229L190 230V231H193ZM208 229H210V228H208ZM32 230H33V229H32ZM32 230H31V231H32ZM66 230H67V229H66ZM66 230L64 229L65 234H66ZM68 230H69V228H68ZM70 230H71V229H70ZM80 230H81V229H80ZM105 230H106V229H105ZM116 230H117V229H116ZM125 230H126V228H125ZM60 231H61V230H60ZM93 231H94V230H93ZM173 231H174V230H173ZM181 231H182V230H181ZM202 231H203V230H202ZM208 231H209V230H208ZM32 232H33V231H32ZM40 232H41V231H40ZM91 232H92V231H91ZM95 232H96V231H95ZM168 232H169V231H168ZM174 232H176V231H174ZM177 232H178V236H179L180 233H179L178 230H177ZM187 232H189V231L187 230ZM195 232H197V231H195ZM195 232H194V233H195ZM198 232H200V230H199ZM198 232H197V233H198ZM209 232H210V231H209ZM212 232H213V231H212ZM61 233H62V232H61ZM81 233H82V232H81ZM81 233H80V234H81ZM86 233H87V232H86ZM161 233H162V232H161ZM170 233H173V232H170ZM182 233H183V232H182ZM191 233H192V232H190V239H191V237H192V236H191ZM194 233H192V235H193ZM200 233H201V232H200ZM200 233H199V234H200ZM207 233H208V232H207ZM0 234H1V233H0ZM37 234H38V233H37ZM59 234H60V233H59ZM62 234H64V233H62ZM84 234H85V233H84ZM165 234H166V233H165ZM173 234H174V233H173ZM176 234H177V233H176ZM195 234H196V233H195ZM67 235H68V234H67ZM85 235H86V234H85ZM181 235H182V234H181ZM181 235H180V236H181ZM53 236H54V235H53ZM55 236H56V235H55ZM68 236H69V235H68ZM71 236H72V235H71ZM176 236H177V235H176ZM176 236H175V234H174V237H176ZM178 236H177V237H178ZM180 236H179L178 238H181ZM38 237H39V236H38ZM63 237H64V236H63ZM72 237H73V236H72ZM84 237H85V236H84ZM91 237H92V236H89L90 239H91ZM160 237H161V235H160ZM188 237H189V236H188ZM196 237H197V236H196ZM28 238H29V237H28ZM44 238H48L47 233H45V237H44ZM92 238H93V239H91V240H95L94 237H92ZM161 238H162V237H161ZM178 238H177V239H178ZM184 238H185V237H184ZM184 238H183V239H184ZM198 238H200V237H198ZM54 239H55V238H54ZM72 239H73V238H72ZM86 239H88L87 236H86ZM98 239H101V242H103L102 239H104V238L101 237V238H98ZM174 239H175V238H174ZM186 239H187V238H185V240H186ZM192 239H194V238H192ZM196 239H197V238H196ZM35 240L37 241V239H35ZM47 240H48V239H47ZM66 240H69V239H66ZM91 240H90V241H91ZM104 240H105V239H104ZM159 240H160V239H159ZM163 240H165V239H163ZM175 240H176V239H175ZM185 240H184V241H185ZM199 240H200V239H199ZM63 241H64V240H63ZM74 241H75V240H74ZM97 241H99V240H97ZM97 241H95V243H98V244L101 243L100 241H99V242H97ZM106 241H107V240H106ZM178 241H179V240H178ZM180 241H183L182 238H181ZM189 241H194V240H189ZM60 242H61V241H60ZM64 242H65V241H64ZM69 242H70V241H69ZM87 242H88V240H87ZM79 243H80V241H79ZM104 243H105V242H104ZM154 243H155V241H154ZM158 243H159V242H158ZM176 243H177V242H176ZM179 243H180V242H179ZM187 243H188V242H187ZM187 243H185L186 246H187ZM42 244H43V243H42ZM82 244H83V243H82ZM170 244H171V243H170ZM191 244H192V243H191ZM73 245H75V244L73 243ZM77 245H78V243H77ZM86 245H87V244H86ZM92 245H93V244H92ZM213 245H214V244H213ZM94 246L96 247L97 244H94ZM138 246H139V245H138ZM143 246H144V245H143ZM67 247H68V246H67ZM78 247H79V246H78ZM189 247H190V246H188V248H189ZM97 248H98V246H97ZM97 248H96V249H97ZM142 248H143V247H142ZM190 248H191V247H190ZM82 249H83V248H82ZM90 249H91V248H90ZM137 249H138V248H137ZM146 249H147V248H146ZM84 250H85V249H84ZM97 250H98V249H97ZM68 251H69V250H68ZM94 251H95V250H94ZM138 251H139V250H138ZM65 253H66V252H65ZM75 253L77 254V252H75ZM80 253H81V252H80ZM80 253H78V254L80 255ZM133 253H134V252H133ZM135 253H136V252H135ZM140 253H141V252H140ZM68 254H69V253H68ZM71 254H72V252H71ZM81 254H82V253H81ZM126 254H127V253H126ZM126 254H125V255H126ZM65 255H66V254H65ZM84 256H85V255H84ZM127 256H130V255L127 254ZM202 256H204V254H202ZM71 257H73V256H71ZM76 258H77V257H76ZM83 258H84V257H83ZM126 258H127V257H126ZM131 258H132V257H131ZM124 259H125V258H124ZM133 259H134V258H133ZM98 260H99V259H98ZM125 260H126V259H125ZM138 260H140V259H138ZM141 260H143V259H141ZM145 260H147V259H145ZM189 260H190V259H189ZM72 261H73V260H72ZM72 261H71V262H72ZM87 261H88V260H87ZM121 261H122V260H121ZM136 261H137V260H136ZM59 262H60V261H59ZM84 262L86 263V261H84ZM84 262H83V263H84ZM89 262H90V261H89ZM132 262H133V261H132ZM61 263H62V261H61ZM83 263H81V264H83ZM90 263H91V262H90ZM114 263H115V262H114ZM114 263H113V264H114ZM118 263H119V262H117V263H115V264H118ZM135 263H137V262H135ZM122 264H125V262L122 263ZM143 264H144V263H143Z\"/></svg>",
  "mask_w": 264,
  "mask_h": 264
},
{
  "label": "clouds",
  "instance_id": "3",
  "mask_svg": "<svg viewBox=\"0 0 264 264\" xmlns=\"http://www.w3.org/2000/svg\"><path fill=\"white\" fill-rule=\"evenodd\" d=\"M215 59L221 61L224 68L219 72L222 79H226L229 82H236L240 80L238 71L234 70L235 66L243 63L242 57H240L238 49L233 46H221L214 50H211Z\"/></svg>",
  "mask_w": 264,
  "mask_h": 264
}]
</instances>
